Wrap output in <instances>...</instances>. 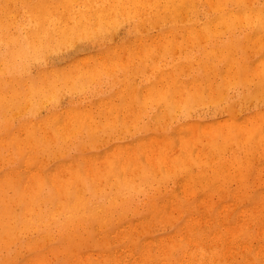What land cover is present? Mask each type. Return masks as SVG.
<instances>
[{
  "label": "rangeland",
  "instance_id": "obj_1",
  "mask_svg": "<svg viewBox=\"0 0 264 264\" xmlns=\"http://www.w3.org/2000/svg\"><path fill=\"white\" fill-rule=\"evenodd\" d=\"M210 1V0H209ZM208 0H200L198 3H197V7H198V13H197V16H195V19L196 20H194V22H196V27L197 26H199V24H202L204 21H207L208 19H213L214 18V16L217 14V12H218V10H216L218 7H217V5H215L214 3L215 2H213V3H211L212 1H210L209 2ZM214 1V0H213ZM239 1V2H238ZM260 1V2H259ZM207 2H209L208 4H213V5H215V7L213 6V5H208L207 4ZM247 3H249V5L247 4ZM200 4V5H199ZM260 6H259V5ZM211 7L212 6V8H213V10H212V8L211 9H209L208 7ZM221 6H224V8H225V11H230L231 9H233L234 11H237V10H243V9H246V8H251V9H255V10H260L262 13H264V0H227L226 2H224ZM217 7V8H216ZM235 7H238V8H235ZM216 8V9H215ZM200 9V10H199ZM207 9V10H206ZM206 10V11H205ZM212 12V13H211ZM203 13V14H202ZM200 15V16H199ZM211 17H210V16ZM213 15V16H212ZM207 18V19H206ZM188 19V17H186L184 20H187ZM206 19V20H205ZM184 20H182V22L180 21V22H177V24H176V27H178V28H176L175 26V28L174 27H168L167 28V31L168 32H171V30L172 31H174V32H171V34L169 35V36H171V37H175V39L176 40H179L180 42L183 40V38L185 37V35H186V33L188 32V31H186V29H188L189 28V26H187V25H190L189 23H187V22H191V20L190 21H184ZM202 20V21H201ZM198 22V23H197ZM200 22V23H199ZM127 23V24H126ZM180 23V24H179ZM121 24H122V26H121ZM184 24L186 25V26H184ZM243 24H245V23H242V25L240 26V25H236V26H234L233 28H231V29H229L230 27H226V28H224V26L225 25H222L221 26V35H223V36H221L220 35V38H219V34H217V36L215 37V38H213L212 36H209L208 38H207V40L208 41H202L201 43H200V45H201V52L200 51H197L198 52V55L200 56V57H203V58H205L206 57V53L204 52V49L210 44L209 42H211V40L213 39V40H215V41H217L218 42V46H222V45H224V43L225 42H228V41H230L231 39H232V37H233V39L234 40H232V42H234L235 41V43H236V46H238V47H236V49L237 50H235V52L233 53V54H236V56L234 55V57L239 61V60H241L240 62H242L244 59H246L247 61H250V62H253V63H251V65H253L254 64V62L256 61H258L259 60V58H262L263 56H264V41H263V39H264V34H263V36H261V34L262 33H264V31L263 32H261V33H258L259 31L258 30H255V28L254 29H252L251 28V26L249 25V26H247L246 24L245 25H243ZM181 25H183V26H181ZM119 26H120V28H119ZM126 26V27H125ZM201 26V25H200ZM183 27V28H182ZM243 27H245V28H243ZM222 28H224V29H222ZM120 30V31H118V30ZM168 29H170V31L168 30ZM177 29V30H176ZM179 29H181V30H179ZM233 29H235V30H233ZM246 29V30H245ZM248 29H250L249 31H248ZM145 30V31H144ZM144 30H143V27L141 28V30L139 31V34H136V31L135 32H130L129 31V24H128V22L127 21H123V23H122V21L120 22V25H119V23H118V26H117V28L114 30V34H112V32L109 34V38L107 39V41L105 40L104 41V43L103 44H100V43H94V42H91L90 40H89V42H88V40H86V39H83V38H79V39H81V40H79L78 39V37L76 38H74V36H72V35H68V36H66L68 39L66 40V42L68 43V48H66V45L67 44H65L66 42H65V40L64 41H62V45L60 44V46H59V56L60 57H57V58H54V59H48V62L46 61V63H45V68L47 69V68H49V69H47V71H46V77L45 78H47V79H36V83L38 84V86H39V88H37V91H32L31 89H32V86H31V84H29V82H28V80L27 79H24V80H21L18 84H16V86L14 87L16 90H17V95L16 96H13V93L11 94V96H13L12 98H13V101H14V103H13V107L11 106L10 108L9 107H4L3 105H2V103H0V111L2 112L1 114H6V117L3 119V120H1V118H0V133H2V134H4V135H2V136H4V137H8V138H6L5 140L6 141H4V137H2L1 135H0V139H1V137H2V142H1V140H0V182H1V176H2V178L4 179L5 177L6 178H8V175H7V173H8V171L10 170V172H9V175L11 176V174H12V176L10 177L9 176V178L8 179H10V180H8V179H5V180H8L7 182L5 181V180H3V182H2V184H4V183H6L7 184V187H3L4 185H2L1 183H0V188H2V189H0V191L1 192H3V193H1L0 192V264H10L11 263V261H12V263L11 264H27L28 262L30 263V261L31 260H34L31 264H33L34 262L36 263V264H71V263H73V264H75L76 263V261H77V258L79 259L80 258V260L79 261H77V263L76 264H119V262L120 261H122V263H125V264H168V263H170L171 261H173V262H171L170 264H180L181 262H182V264H189L190 262V264H199L200 262H201V264H217V263H219V264H264V255H262V254H264V253H262V252H260V251H263L264 250V240H263V235H264V223H263V221H261V220H263V218H264V215H262V214H264V171H261L262 170V168L264 169V140H262V138L264 139V100H263V98H264V79H262V78H260V76L262 77V75H258L257 73H256V71L255 72H253L252 74L254 75H252V74H249V75H251L250 77H255L256 75H258V76H256L255 78H257L258 77V79H253L252 80V78H250L249 77V75L248 76H245V75H243V77H244V79H241L242 78V75H240V77L239 78H234V80H235V82H234V80L233 79H231L230 77H231V75L232 74H230V72H226V74L224 75V77H222L223 76V74L225 73V71H227L226 70V67L223 65V67L221 68V69H219V66L217 65V60L218 59H214V60H210V63H212L213 64V67H214V70L216 71V73L214 72V70H211L210 71V73H212V74H210L211 76H213V78L211 77V79H210V75L208 74V75H206L205 74V71H203L204 70V66H202V64H196V63H194V61H193V63H192V69L190 68V67H188L189 66V63L184 59V57H186V55L187 54H189L190 53V51L192 50V48H190L189 47V49L190 50H188V47L187 48H183L182 47V49H180V48H178V47H175V46H173L171 49H168V48H166L165 50H159V53H157V54H159V56L156 54V56H158L159 58H160V62L162 61H166V62H168V63H174L173 64V68L175 69V72H174V70H172V72H173V74L174 73H176V76H180L181 74V78L183 77V81H185L186 82V84L187 85H190V83L192 84V82L191 81H193V82H195V83H198V85H199V87H198V85H196L197 87H198V89L200 90L199 91V93H198V95H200L201 93H203V95H204V100H206L207 99V101H209L208 99H211L210 100V102H206V101H204L203 103H205L206 102V104L205 105H203V103H199V104H195L193 107L192 106H190L189 108L190 109H192V110H190L189 108V110H186V109H181L180 111L179 110H177L176 108L175 109H173V110H167L168 111V113H167V111L165 112L159 105L160 104H158V103H150V102H147L145 99H143V93H144V91H145V87H147L148 86V84L149 83H154L155 81H156V79H148L147 77H149L150 75H151V72H152V69H151V67L150 68H148V65H146L145 63L147 62V63H152V62H149V61H147V59H144L143 60V57H139L140 58V60H138L137 58H138V56L136 57V56H131L130 54H129V51H130V49L132 48V46L133 45H131V44H134V43H137V42H139L140 40H138V39H141V40H143V39H145V37L147 36V35H152L153 37H155L156 35H158V31H157V28H151V29H149V31H148V29H147V31H146V28L144 27ZM195 30H197V28H195L194 29V31ZM223 30H224V32H223ZM228 30V31H227ZM236 30H240V32H237ZM155 31H156V33H155ZM185 31V32H184ZM242 31H243V33H242ZM257 31V32H256ZM168 32H166V30L164 31V33H168ZM176 32V34H173V33H175ZM178 32V33H177ZM228 32H230V33H228ZM251 32V33H250ZM118 33V34H117ZM128 33V34H127ZM152 33V34H151ZM153 33H155L154 35H153ZM223 33V34H222ZM226 33V34H225ZM257 33V34H256ZM113 36H112V35ZM173 34V35H172ZM178 34H179V36H178ZM184 34V35H183ZM249 34V37L248 38H246V35H248ZM125 35V36H124ZM137 35V36H136ZM141 35H143L144 36V38L143 37H139V36H141ZM146 35V36H145ZM228 35H229V37H228ZM232 37H231V36ZM254 35V36H253ZM71 36V37H70ZM121 36V37H120ZM133 38H138V39H136L135 38V40L134 39H132V37ZM152 36H147L146 37V40L148 39V38H150V39H152L153 37ZM118 37V38H117ZM211 37V38H210ZM226 37V38H225ZM239 37V38H238ZM259 37H262V39L261 38H259ZM112 38L114 39V40H112ZM129 38H131V39H129ZM218 40H217V39ZM245 38V39H244ZM124 39V40H123ZM222 39V40H221ZM227 39H229L228 41H227ZM251 39V40H250ZM256 39H258V41H256ZM76 41L75 43H80V44H78V45H76V48H75V45L73 46V44H74V42L73 41ZM120 40H122V41H120ZM130 40L132 41V43L130 42ZM145 40V41H146ZM224 40V41H223ZM242 40H244V43L245 44H243V42H242ZM250 40V41H249ZM255 41V43H254V41ZM259 40H261L260 42H259ZM112 41H113V43H112ZM115 41V42H114ZM124 41V42H123ZM134 41V42H133ZM144 41V40H143ZM179 41H178V43H179ZM64 42V43H63ZM73 42V44H71ZM108 42V43H107ZM147 42H151V40L149 41V40H147ZM219 42H221L222 44H220ZM259 43V44H256V43ZM81 43H82V45H81ZM121 43H122V45H121ZM131 43V44H130ZM153 43V42H152ZM155 43V42H154ZM249 43V44H248ZM252 43V44H251ZM263 43V44H262ZM91 44V45H90ZM111 46H110V45ZM115 45V47L118 49V51H119V55L121 56V57H123L124 56V59L123 58H121L120 59V61L123 63V64H125L126 63V66H127V68H120L121 66H119V65H117L114 69L115 70H113V69H109V70H111L112 71V74H113V72H114V74H113V76H110V75H108L107 73H102L101 75H100V77L99 78H97V79H94V78H89L88 76L90 75V74H92L93 72H95V70L93 71L92 70V68L90 69V67H91V64H94L93 65V67L94 68H97L96 66V61H94V60H92V61H90L91 63H90V67L87 69L86 67L85 68H81V70L83 71V73L85 72V73H87V74H85L84 73V75H86L87 77L86 78H84V79H79V78H74V79H69L68 80V78H67V74L68 75H73L72 73L73 72H71L72 71V64L74 63L73 61H75V60H77L78 58H84V57H87V56H90V55H95V54H98L99 55V53L101 54L102 53V51H105L106 50V52H108L109 53V51L111 52V50H113V48H114V45ZM123 44H124V46H123ZM205 44V45H204ZM253 44H254V47H252L253 46ZM73 47H72V46ZM81 45V46H80ZM105 45H106V47H105ZM118 47H117V46ZM131 45V46H130ZM207 45V46H206ZM259 45V46H258ZM65 46V47H64ZM70 46V47H69ZM85 46V47H84ZM90 46V47H89ZM101 46V47H100ZM128 48H126V47ZM243 46V47H242ZM255 46H257V47H259V48H255ZM84 47V48H83ZM89 47V48H88ZM94 47V48H93ZM105 47V48H104ZM113 47V48H112ZM250 49V51H251V47H252V50L253 51H251V52H249V49ZM261 47V48H260ZM66 50H65V49ZM173 48H176V50H175V53H173L172 54V52H174V50H172ZM203 48V49H202ZM60 49H64V50H60ZM85 49V50H84ZM95 49V50H94ZM127 49V50H126ZM167 49L169 50V51H167ZM184 49V51H182ZM240 49H242L241 51H240ZM248 49V50H247ZM123 51V53H124V55L122 56V51ZM172 50V51H171ZM180 50V51H179ZM245 50V51H244ZM258 50L260 51V52H258ZM61 51V52H60ZM88 51V52H87ZM94 51H96L95 52V54H94ZM121 51V52H120ZM160 51H161V53H160ZM162 51H165V52H162ZM236 51H237V53H236ZM240 51V52H239ZM72 52H74V53H72ZM80 52V53H79ZM83 52H84V54H83ZM86 52H87V54H86ZM90 52H92V53H90ZM156 52H158V51H156ZM168 52H170V54H171V56H172V58H171V56H169V55H166ZM176 52H178V54L176 53ZM181 52H183V53H181ZM204 52V53H203ZM79 53V54H78ZM252 53V54H251ZM257 53V54H256ZM81 54H83V55H81ZM247 54H248V57L249 56H252V57H245V56H247ZM249 54H251V55H249ZM256 54V55H255ZM78 55H80V57H78ZM86 55V56H85ZM151 55L153 56V58L154 59H151V60H153V61H156V57L154 56V53L152 52L151 53ZM175 55V56H174ZM78 57V58H76V57ZM82 56H84V57H82ZM133 59V61H132V59L130 58V57ZM160 56H163V57H160ZM72 57H73V59H72ZM75 57V58H74ZM125 57H126V59H125ZM167 57V58H166ZM174 57V58H173ZM232 57H233V55H232ZM129 58V59H128ZM135 58V59H134ZM145 58V57H144ZM162 58H164V59H162ZM240 58V59H239ZM67 59V60H66ZM124 61H123V60ZM131 59V60H130ZM141 59H142V61H141ZM258 59V60H257ZM70 62H69V61ZM125 60L127 61V62H125ZM134 60H135V62H134ZM138 60V61H137ZM171 60V61H170ZM181 60V61H180ZM183 60L184 61H186V62H183ZM129 61H131V62H129ZM157 61H159L158 59H157ZM176 61V62H175ZM53 62V63H52ZM63 62H65L64 64H63ZM68 62V63H67ZM130 64H129V63ZM143 64H142V63ZM182 62H183V65H182ZM214 62V63H213ZM135 63H136V66H138V68L135 66ZM140 63V64H139ZM187 63H188V65H187ZM55 64V65H54ZM60 64H62L61 66H60ZM69 64V65H68ZM70 64H71V66H70ZM97 64H100V63H97ZM182 66H181V65ZM53 65V66H52ZM57 65V66H56ZM65 65H67L68 67H66ZM134 65V66H133ZM187 65V66H186ZM216 65V66H215ZM66 68H65V67ZM119 66V67H118ZM143 66V67H142ZM147 68H146V67ZM174 66H176V67H174ZM179 66H181V68L179 67ZM185 66H186V68H185ZM55 67H56V69H55ZM59 67V68H58ZM134 67H135V69H134ZM216 67V68H215ZM54 70H53V69ZM71 68V69H70ZM98 68H101V66L99 67L98 66ZM103 68H104V66H103ZM133 68V69H132ZM143 68H144V70H143ZM145 68L147 69V70H145ZM184 68H185V71H186V69L187 68H189L190 69V71H189V69H187V71L189 72H185L186 73V75H185V73H183L184 72ZM203 68V69H202ZM52 69V70H51ZM118 69V70H117ZM125 71H124V70ZM129 69H132V70H129ZM136 69H137V71H136ZM141 69V70H140ZM149 69V70H148ZM181 71H180V70ZM183 69V70H182ZM201 69H202V71H201ZM223 69V70H222ZM58 70V71H57ZM85 70V71H84ZM93 72H92V71ZM129 70V71H128ZM133 70H135V72L133 71ZM221 70V71H220ZM33 71V72H32ZM32 71H31V74H35V69L34 68H32ZM51 71V72H50ZM61 71V72H60ZM68 71V72H67ZM81 71V72H82ZM119 71V72H118ZM141 71V72H140ZM145 71V72H144ZM148 71V72H147ZM150 71V72H149ZM178 71H180V72H182V73H178ZM222 71H224V72H222ZM56 72V73H55ZM80 71H79V75H82V74H80L81 73ZM123 72V73H122ZM135 74H134V73ZM136 72L138 73V75H136ZM147 72V73H146ZM218 72V73H217ZM60 74L61 76H59L58 78L59 79H57V78H55L54 77V74ZM63 73V74H62ZM121 75H120V74ZM132 75H131V74ZM140 73V74H139ZM188 73V74H187ZM204 73V74H203ZM119 74V75H118ZM148 74V75H147ZM196 74V75H195ZM214 74H216V75H214ZM66 75V76H65ZM83 75V76H84ZM124 75V76H123ZM175 75V74H174ZM226 75H228V76H226ZM119 76H122V77H119ZM130 76H132L131 78H130ZM135 78H134V77ZM143 76V77H142ZM146 76V77H145ZM200 76V77H199ZM114 79H113V78ZM138 77H139V79H138ZM190 77V78H189ZM196 77V78H195ZM216 77H217V79H216ZM220 77V78H219ZM225 77H228L229 79L227 80V81H231V82H233V84H232V86H231V82L229 83H227V84H230L229 86L227 85V84H224V85H227V86H224L223 85V83H226L225 81H223L224 79H225ZM52 78H54V79H52ZM109 78V79H108ZM116 78V79H115ZM120 78V79H119ZM121 78H122V80H121ZM152 78V77H151ZM188 78V79H187ZM195 78V79H194ZM199 79V81H196V80H198ZM201 78V79H200ZM203 78V79H202ZM245 78H248V81H246L245 80ZM260 78V79H259ZM61 79V80H60ZM78 79V80H77ZM125 79V80H124ZM136 79V80H135ZM216 81H215V80ZM222 79V80H221ZM237 79H238V81H237ZM250 79L252 80V81H250ZM27 80V81H26ZM56 80H60L59 82L58 81H56ZM68 80V81H67ZM80 80V81H79ZM86 80V81H85ZM89 80V81H88ZM91 80V81H90ZM97 80L99 81V82H97ZM130 82H129V81ZM135 81V85H132L133 83H132V81ZM177 81H180V79H176ZM182 80V79H181ZM202 80H203V83H202ZM208 80H211V82L212 83H214L213 85L215 86L214 88L215 89H213V87H212V83L210 82V81H208ZM226 80V79H225ZM233 80V81H232ZM242 80H245L246 81V83H245V81H242ZM262 80V81H261ZM66 81L67 82H69V83H67L66 85H65V83H66ZM77 81V82H76ZM79 81V82H78ZM94 81H95V83H94ZM101 81V82H100ZM201 81V82H200ZM214 81V82H213ZM218 81H221V83L219 82L218 83ZM237 81V82H236ZM261 81V82H260ZM57 82H58V84H57ZM82 82V83H81ZM91 82V83H90ZM93 82V83H92ZM104 82H106V83H104ZM120 82H121V84H120ZM146 82V83H145ZM208 82H210V83H208ZM242 82V83H241ZM244 82V83H243ZM250 82H252V83H250ZM15 83V82H14ZM46 83V84H45ZM77 85H76V84ZM85 83V84H84ZM123 83H125V84H123ZM202 83V84H201ZM238 83V84H237ZM249 83V84H248ZM43 84H45V86L43 85ZM55 84V85H54ZM57 84V85H56ZM82 84V85H81ZM95 84V85H94ZM120 84V85H119ZM201 84V85H200ZM207 84H211L210 86L209 85H207ZM246 84V85H245ZM60 85V86H59ZM61 85L63 86V88L61 87ZM65 85V86H64ZM125 85V86H124ZM217 85H218V87H217ZM223 85V86H222ZM237 85V86H236ZM248 85V86H247ZM253 85V87L251 88V86ZM257 85H258V87H257ZM261 85V86H260ZM43 86V87H42ZM52 86V87H51ZM58 86V87H57ZM74 88H73V87ZM119 86V88H117ZM120 86H122L121 88H120ZM127 86V89L125 88ZM247 86V87H246ZM250 86V87H249ZM260 86V87H259ZM50 87H51V89L53 90H51L50 89ZM82 87H84V88H82ZM91 87H92V89H91ZM123 87L125 88V89H123ZM144 87V88H143ZM224 87V88H223ZM226 87V88H225ZM242 87V88H241ZM262 87H263V89H262ZM31 88V89H30ZM81 90L80 92H79V90ZM86 88V89H85ZM88 88V89H87ZM113 88H116L117 89V91H116V89H113ZM128 88H130V89H132V91L130 92V89H128ZM208 88V89H207ZM213 90H212V89ZM239 88V89H238ZM251 88V89H250ZM257 88V89H256ZM30 89V90H29ZM99 89H100V91H99ZM118 89H120V90H118ZM123 89V90H122ZM142 89V90H141ZM216 89H218V91H220V92H217L216 91ZM223 89H225L224 90V92H223ZM229 89H231V90H229ZM244 89V90H243ZM249 89V90H248ZM261 89L263 90L262 92L263 93H260L261 92ZM57 90V91H56ZM64 90V91H63ZM97 90V91H96ZM112 90H114V91H112ZM125 90V92L123 93L122 91H124ZM134 90H135V92H134ZM241 90V91H240ZM251 90V91H250ZM260 90V91H259ZM52 91V92H51ZM62 91V92H61ZM69 91H70V94H69ZM120 91V92H119ZM221 91H222V93H223V96H226V97H221V95H222V93H221ZM250 91V92H249ZM44 94H43V93ZM49 92V93H48ZM56 92V93H55ZM64 92H66L67 94H66V96L64 95L65 93ZM116 92V94H118V95H116L115 96V94L113 95L112 94V96H111V93H115ZM118 92V93H117ZM133 92V93H132ZM140 92H142V93H140ZM216 94H214V93ZM229 92H230V94H229ZM260 94H263V95H261V96H259V93ZM50 93H51V95H50ZM54 93V94H53ZM63 93V94H62ZM76 93V94H75ZM81 93V94H80ZM126 93H128V94H126ZM214 94V98H213V94ZM241 93V94H240ZM53 94V95H52ZM109 94V95H108ZM221 94V95H220ZM227 94V95H226ZM247 94V95H246ZM258 94V95H257ZM57 95V96H56ZM59 95V96H58ZM103 95V96H102ZM126 95V96H125ZM127 95L129 96V97H132V96H130V95H135V97H134V100H130L129 101V98H127ZM244 95H246L245 97H244ZM43 96H45V98L43 97ZM48 96V98H46ZM51 96H54L53 98L51 97ZM56 96V97H55ZM62 96V97H61ZM79 96V97H78ZM112 98V100H110L111 98ZM118 96H120V97H118ZM141 96V97H140ZM208 96V98H206ZM210 96H212L211 98H209ZM231 96V97H230ZM42 97V98H41ZM49 97H51V100H50V98ZM57 97H58V99H57ZM98 99H97V98ZM106 97V98H108V100L111 102H109V101H107V99L105 98V100L103 101V99ZM115 97H118V98H120V100L121 101H119L118 102V98H116L115 99ZM126 97V98H125ZM222 98L221 100L219 99V98ZM238 97V98H237ZM239 97H240V99H239ZM248 97V98H247ZM254 97V98H253ZM256 97V98H255ZM260 97V98H259ZM25 98V99H24ZM55 98V99H54ZM61 98V99H60ZM206 98V99H205ZM219 99V101H218V99ZM228 98V99H227ZM235 98H237V99H235ZM244 98V99H243ZM247 98V99H246ZM262 98V99H261ZM31 99V100H30ZM41 99V100H40ZM77 99V100H76ZM99 99H100V101H99ZM101 99H102V102H101ZM126 99V100H125ZM212 99H214V101L212 100ZM216 99H217V101L218 102H216ZM260 99H261V102H260ZM15 100H17V101H15ZM30 100V101H29ZM39 101V102H36V101ZM42 100H44V103L45 104H42L43 103V101ZM117 100V101H116ZM144 100V101H143ZM233 101V103H232V101ZM238 100V101H237ZM252 100V101H251ZM21 101V102H20ZM26 101H28V104H26L25 105V103H27ZM48 101V102H47ZM51 101V102H50ZM52 101H54V102H52ZM88 103H87V102ZM108 103H107V102ZM131 101H135L134 103L135 104H137V107H139V110H140V108H142L140 111L138 110V108L136 107V105H135V107L137 108L136 109V111H134L135 110V107H134V105H133V102H132V104H131ZM138 101V103H136ZM140 101V102H139ZM221 101V102H220ZM248 101H249V104H248ZM60 102V103H59ZM70 102V103H69ZM85 102L87 103V104H85ZM93 102V103H92ZM116 102V103H115ZM127 102H128V104H129V107H130V105H131V108H134L133 109V112H131L132 110H131V108H128V105H127ZM145 102V103H144ZM148 104H147V103ZM212 102V103H211ZM214 102V103H213ZM240 102H241V104H240ZM244 102H247V103H244ZM38 103V104H37ZM53 103V106L52 105H50V104H52ZM64 103V104H63ZM77 103V104H76ZM96 103V104H95ZM99 103V104H98ZM102 103V104H101ZM139 103H141L140 104V106H138L139 105ZM144 105H143V104ZM150 103V104H149ZM210 103H211V105H210ZM229 103V104H228ZM235 103V104H234ZM22 104V105H21ZM31 104H32V106H31ZM72 104V105H71ZM80 106H79V105ZM91 106V108H89L90 106ZM119 104V105H118ZM123 104H125V105H127V107L125 106V105H123ZM148 106H147V105ZM212 104L214 105L213 107H212ZM217 104V105H216ZM222 104H224V105H222ZM227 104V105H226ZM18 105V106H17ZM35 105V106H34ZM82 105V106H81ZM88 105V107L87 108H85V110H89V111H91L92 110V115L94 116V119H96V121H100V119L102 120L101 122H103L104 121V118L106 119L104 122H106L107 124L106 125H104L105 123L103 122V125L101 124V123H98V124H93L92 126L91 125H88L87 123H80L81 124V126H80V124L79 123H73L72 125H70V123H72V122H70L71 121V117H70V115L68 114V113H70V112H72L71 110H75V111H79V110H82V111H84V107H86ZM95 105H97V106H95ZM99 105V106H98ZM101 105V106H100ZM110 105H117L118 106V110H116L115 112H116V114L114 113V110H112V111H108L107 110V107L108 106H110ZM120 105H123V108H122V106H120ZM132 105H133V107H132ZM145 108V110L147 111H145L144 110V108L142 107V106ZM156 105V106H155ZM198 105V106H197ZM203 105V106H202ZM225 105H226V107H225ZM242 106V107H240V106ZM245 107H244V106ZM25 106V107H24ZM27 106V107H26ZM41 106V107H40ZM49 106V107H48ZM65 108H64V107ZM66 106H69L70 107V109L68 110V108L66 107ZM221 106V107H220ZM223 106V107H222ZM247 106V107H246ZM98 109H97V108ZM120 107H121V111H120ZM208 107V108H207ZM217 107H218V109H217ZM220 107V108H219ZM241 109H240V108ZM260 107H262V108H260ZM2 108H3V111H2ZM12 108V109H11ZM16 108V109H15ZM26 108V109H25ZM35 108H37V109H39L40 111H38L37 109V111L35 110ZM62 108V109H61ZM72 108V109H71ZM78 108H80V109H78ZM102 110H101V109ZM114 108V107H113ZM130 109L131 111H129L128 109ZM156 108V109H155ZM159 108V109H158ZM162 110H161V109ZM223 108H226L225 109V111H226V113H225V111H223ZM22 109H24V111H22ZM30 109V110H29ZM32 109H33V111H32ZM44 109V110H43ZM59 110V111H56L55 112V110ZM64 109H66V112H67V114H66V112H65V114H64ZM123 109H125L126 111H124ZM219 109H222V110H219ZM244 109V110H243ZM255 109H257V110H255ZM8 110V111H7ZM12 110H14L13 112H11L10 113V111H12ZM43 110V111H42ZM50 110V111H49ZM94 110V111H93ZM104 110H105V112H104ZM123 110V111H122ZM139 112H138V111ZM165 110H166V108H165ZM174 110H177L178 112H174ZM202 110V111H201ZM234 110H236L237 112L239 111V110H242V111H239L238 113H236V111H234ZM251 110H253L252 112H249V111H251ZM254 110L255 111H257V112H254ZM63 113H62V112ZM70 111V112H69ZM96 111V112H95ZM101 111V112H100ZM162 111H164V113H161L162 115L163 114H165V116L163 115H161L160 114V112H162ZM191 112V113H189V112ZM216 111V112H215ZM219 111V112H218ZM4 112V113H3ZM17 112V113H16ZM22 112V113H21ZM31 112V113H30ZM37 112V113H36ZM47 112H50V113H47ZM61 112V115L62 114H64V115H62V117L60 116V114H58V113H60ZM108 112V113H107ZM126 112V113H125ZM129 112H130V116H132L133 118H135V122L134 121H131V122H128L129 121V119H132L133 120V118L132 117H129V119H128V116H129ZM175 114H174V113ZM195 112V113H194ZM209 112V113H208ZM218 112V113H217ZM221 112V113H220ZM255 114H254V113ZM14 113H15V115H14ZM18 113H21V114H18ZM105 113H107V114H105ZM121 113V114H120ZM123 113V114H122ZM125 113V114H124ZM131 113H135V114H132L131 115ZM138 113H140L139 115H138ZM151 113V114H150ZM158 113H159V116H158ZM172 113H173V115H172ZM177 113H179V114H177ZM181 113V114H180ZM193 113V114H192ZM235 113V114H234ZM251 115H249V114ZM257 113V114H256ZM126 114H128V116L126 115ZM150 114V115H149ZM168 114V115H167ZM183 114V115H182ZM190 114V115H189ZM192 114V115H191ZM253 114V115H252ZM19 115H21V116H19ZM54 115H56V116H54ZM66 115H69V116H66ZM102 115V116H101ZM107 115H108V119H107ZM111 115H113L112 116V118L110 117ZM119 115H123V116H125L124 118H123V116L122 117H120ZM135 115H138V116H140V117H136ZM155 115H157V116H155ZM175 115V116H174ZM182 115V116H181ZM207 115V116H206ZM242 116V119H241V116ZM249 116V117H244V116ZM257 115V116H256ZM8 116L11 118H8ZM17 118H16V117ZM25 116H26V118H25ZM28 116V117H27ZM46 116H48V118L46 117ZM52 116V119H50V117ZM60 116V117H59ZM103 116H104V118H103ZM135 116V117H134ZM146 116V117H145ZM169 116V117H168ZM171 116V117H170ZM189 116H191V117H189ZM219 116H221V117H219ZM226 118H233L234 120H236V122H240V123H242V122H244L243 124H247V123H249V120L250 119H255L254 118V116L256 117V119H257V117H259L260 118V120H261V124H260V129L259 130H262V132H260L261 133V137L260 136H258V135H256V132L253 134V136L251 137V138H249V136L247 137V136H245V138H246V140H244V137H242V138H239L238 136H236V137H227L224 141H223V138L221 139L219 136H217L216 138H214L213 139V141L214 142H217V144H219V143H221V144H223V145H221L220 144V146L218 147H213V146H211V142H213V141H211V138H208L209 136H201L200 137V139H192V138H190V137H188L189 136V133H187L186 135L184 134L185 133V131H186V128L188 127L187 126V120L189 121V122H195V123H198V124H200V126L201 127H199V128H202V124L205 122V125H213V123H214V125L215 124H217L218 123V121H217V119L218 120H223L225 117ZM19 117V118H18ZM56 119H55V118ZM65 118V119H67L66 121H65V119H62V118ZM69 117V118H68ZM101 117V118H100ZM109 117H110V119H109ZM126 117H127V119H126ZM150 117V118H149ZM161 117H163V118H161ZM167 117V118H166ZM185 117V118H184ZM203 117V118H202ZM223 117V118H222ZM46 118V119H45ZM59 118V119H58ZM117 118V119H116ZM118 118H121V119H118ZM161 118V119H160ZM167 119V120H163V119ZM171 118V119H170ZM182 118V119H181ZM187 118H189V119H187ZM196 118V119H195ZM211 118V119H210ZM33 119V120H32ZM53 119H55V120H53ZM64 120V121H60V120ZM70 119V120H69ZM123 119V120H122ZM155 119V120H154ZM160 119V120H159ZM174 119V120H173ZM179 119H181V120H179ZM244 119V120H243ZM248 119V120H247ZM32 122H31V121ZM35 120V121H34ZM40 120H42V121H40ZM49 121V122H47V121ZM54 122H53V121ZM111 120H113V124H111V125H109L110 123V121ZM121 120V121H120ZM125 120H127L126 122H124ZM136 120H137V122H136ZM147 122H146V121ZM154 120V121H153ZM157 120H159V121H157ZM166 121V123H164V125H162V127H161V124H163V121ZM171 120H172V122H171ZM183 120V121H182ZM237 120H239V121H237ZM243 120V121H242ZM3 121V122H2ZM8 121V122H7ZM38 121V122H37ZM40 121V122H39ZM45 121H46V123H45ZM69 121V122H68ZM109 121V122H108ZM117 121V122H116ZM145 121V122H144ZM151 122V123H149V122ZM206 121H207V123H206ZM211 121V122H210ZM258 121V120H257ZM52 122L54 123V124H52ZM115 122V123H114ZM157 122V123H156ZM209 122V123H208ZM27 123H30V124H28L27 125ZM39 123V124H38ZM60 124V126H57V124ZM109 123V124H108ZM122 123H124V125H121ZM128 123H130V125H131V127H130V125L128 126ZM133 123V124H132ZM134 123H137V125L135 124L134 125ZM139 123V124H138ZM149 123V124H148ZM159 123V124H158ZM169 123L171 124V125H169ZM9 126H8V125ZM38 124V125H37ZM40 124H43V125H41V126H39ZM68 124V125H67ZM74 124L76 125V126H78V124H79V126L78 127H76V126H74ZM125 124H126V126L127 127H129L128 129H126L124 126H125ZM151 124V125H150ZM175 124V125H174ZM178 124H180V125H178ZM186 124V125H185ZM256 124V123H255ZM24 125H25V127H24ZM29 126L28 127V129H30L31 128V135H33V136H31L30 135V132L29 131H27L26 132V134H25V131L27 130L26 129V127L27 126ZM56 126V129H55V126ZM65 125V127L63 128V126ZM66 125H67V129H66ZM71 126V128H69L70 126ZM96 125H101L100 127H98V126H96ZM107 125H109V126H107ZM115 125H117V126H115ZM134 125V126H133ZM146 125H148V126H146ZM149 125H150V127H149ZM158 125L160 126L159 128H158ZM173 125V126H172ZM51 126V127H50ZM69 126V127H68ZM73 126V127H72ZM94 126H96L97 127V129H95V127ZM120 126H122V129L124 130H121V128H120ZM133 126V127H132ZM136 126H139V127H136ZM145 126L148 128L149 127V129H147V128H145ZM152 126V127H151ZM165 126H167V127H165ZM186 127V128H184V129H182V130H180V127ZM8 127V128H7ZM20 127V128H19ZM22 127V128H21ZM23 127H24V129H26V130H22L23 129ZM37 127V128H36ZM42 127V128H41ZM62 127V128H61ZM82 127V128H81ZM107 127V128H106ZM117 127V129H115ZM134 127H136V128H134ZM163 127H165V128H163ZM177 127V128H176ZM18 128H19V130H18ZM36 128V129H35ZM51 128H53V130H55V132L57 133L58 132V128H60V130H59V132H63V135H64V137L63 138H61V135H62V133H55L53 130H51ZM73 128V129H72ZM74 128H76L75 130H74ZM83 128H86V129H83ZM87 128H89V129H87ZM119 128H120V130H119ZM137 128H139V129H137ZM143 128H145V129H143ZM153 128H154V130H153ZM162 128V129H161ZM172 128V129H171ZM263 128V129H262ZM15 129V130H14ZM46 129H49L50 131H51V136H50V138H49V133L47 132L48 130H46ZM62 129H64V130H62ZM72 129V130H71ZM79 129V130H78ZM91 129V130H90ZM108 129V130H107ZM113 131H112V130ZM133 129H134V131H133ZM6 130V131H5ZM20 130H22V131H20ZM38 130H39V132H38ZM41 130V131H40ZM43 130H45V131H43ZM74 130V131H73ZM88 130H90V131H88ZM92 130H93V132H92ZM99 130V131H98ZM129 130V131H128ZM144 130V131H143ZM169 130H172V131H169ZM255 130H256V128H255ZM257 130H258V128H257ZM13 131V132H12ZM24 131V134H22V132ZM33 131H34V133H33ZM42 131H43V133H42ZM67 131H71V132H67ZM84 131H85V133H84ZM88 131V132H87ZM97 133H96V132ZM119 133H118V132ZM149 131V132H148ZM152 131V132H151ZM158 131H161V132H158ZM4 132V133H3ZM6 132V133H5ZM17 134H16V133ZM19 132V133H18ZM45 132L46 133H48V134H45ZM82 132V133H81ZM91 132V133H90ZM100 132V134H98ZM102 132V133H101ZM113 132V133H112ZM126 132V133H125ZM130 132H132V133H130ZM135 132V133H134ZM156 134H155V133ZM166 134H165V133ZM29 133V134H28ZM53 133V134H52ZM55 133V134H54ZM87 133H89V134H87ZM92 133H94V134H92ZM107 133V134H106ZM110 133V134H109ZM145 133H146V135H145ZM154 133V134H153ZM170 133V134H169ZM181 133V134H180ZM10 134V135H9ZM14 136H12V135ZM41 134V135H40ZM42 134H44V135H46V136H43ZM66 134V135H65ZM70 134V135H69ZM83 134H85V135H83ZM106 134V135H105ZM117 134H118V136H117ZM124 135V136H122V135ZM128 134V135H127ZM160 134V135H159ZM183 134H184V136H185V139H187L186 138V136L188 137V138H190L189 140L191 141L190 142V144H189V148L190 149H192L191 150V153H192V158L190 159V160H188V162L186 163V165L188 166V170H187V173H185V171H182L181 169H179V166H176V167H170L169 165H168V162H165V161H163L162 159L160 160V163H158V162H151V161H149V159L147 158V155H145L143 152H142V149H143V144L145 143V144H147L149 147H150V145L151 144H155V145H160V147L161 146H165L166 145V149H167V155H169L170 157H174V156H184L185 154H186V147H185V145L183 144L184 142H182V136H183ZM21 135V136H20ZM29 135H30V137H29ZM35 135V136H34ZM59 135V136H58ZM68 135H69V137H68ZM83 135V136H82ZM88 135H89V137H88ZM94 135V136H93ZM102 135H103V137H102ZM105 135V136H104ZM127 135V136H126ZM148 135V136H147ZM153 135H154V137H153ZM256 135V136H255ZM17 136V137H16ZM26 136V137H25ZM37 136H39V137H37ZM42 136V137H41ZM57 136H58V138H57ZM97 136V137H96ZM100 136H101V139H102V141H100L101 139H100ZM113 136V137H112ZM10 137H13V139H11ZM25 137V138H24ZM30 138V142H31V144H30V142H29V138ZM34 137H35V139H34ZM44 137V138H43ZM52 137H53V139H52ZM60 137V138H59ZM65 137H66V139H65ZM80 137V138H79ZM88 137V138H87ZM122 137V138H121ZM124 137V138H123ZM19 138V139H18ZM43 138V139H42ZM45 138H46V140H45ZM69 138H70V140H69ZM94 138H95V140H94ZM98 138V139H97ZM113 138V139H112ZM130 138V139H129ZM136 138H137V140H136ZM232 138V139H231ZM233 138H235V139H233ZM240 140H239V139ZM22 139V140H21ZM28 139V140H27ZM40 139H42V141L40 140ZM63 142H61L60 140ZM85 139L87 140V143L86 144H84L85 142ZM134 139V140H133ZM192 139V140H191ZM201 139H203V141L201 140ZM241 139L242 140H244V141H242L241 142ZM9 140V141H8ZM43 140H44V142H43ZM48 140H50V142L48 141ZM79 140V141H78ZM90 140V141H89ZM107 140L109 141L108 142V144H107ZM116 140H117V142H116ZM168 140H170L172 143H171V145L169 146L166 142L168 141ZM222 140V141H221ZM238 140V141H237ZM261 140V141H260ZM15 142V144L16 143H23L22 145H19L18 144V146H17V144L15 145L14 144V142ZM16 141H18V142H16ZM20 141V142H19ZM27 141V142H26ZM52 141V142H51ZM67 141V142H66ZM82 141V142H81ZM91 142L92 143V145H91V143H89V142ZM100 141V142H99ZM105 141H106V143H105ZM113 141V142H112ZM135 141V142H134ZM156 141H159L158 143L156 142ZM220 141V142H219ZM248 141V142H247ZM257 141V142H256ZM13 143V145H12V143ZM24 142L27 144V146L24 144ZM32 142H33V144H32ZM59 142V143H58ZM69 142V143H68ZM76 142V143H75ZM102 142H104L103 144H102ZM131 142V143H130ZM134 142V143H133ZM181 142V143H180ZM196 142V143H195ZM207 142V144H205ZM209 142V143H208ZM250 142V143H249ZM255 142V143H254ZM3 143H5V144H3ZM7 143H9V145H7ZM61 143V144H60ZM96 143H101V144H96ZM115 143V144H114ZM125 143V144H124ZM132 143H133V145H132ZM136 143V144H135ZM176 143V144H175ZM193 143H195V144H193ZM197 143H200V144H198V147L196 148L195 147V145H197ZM227 143H228V145L230 146H228L227 145ZM231 143H233V144H231ZM236 143V144H235ZM240 143V144H239ZM247 143H249V144H247ZM256 143H258V145H256ZM261 143V144H260ZM2 144H3V146H2ZM37 144V145H36ZM41 144V145H40ZM43 144V145H42ZM47 144V145H46ZM56 144H57V146H56ZM76 144V145H75ZM80 144H82V146H80ZM93 144H96V146H94ZM118 144V146H116ZM138 144V146H136ZM163 144V145H162ZM4 145H5V147H4ZM29 145H30V147L31 148H29ZM87 145H91L92 147H89V146H87ZM122 145V146H121ZM125 145V146H124ZM135 145V146H134ZM199 145L200 146H202V147H206V149H205V151L207 152H205L203 149H202V147L200 148L199 147ZM254 145V146H253ZM21 147V149H20V147ZM25 146V148L23 149V147ZM59 146V147H58ZM169 146V147H168ZM211 146V147H210ZM228 146V148H226ZM10 147V148H9ZM18 147V148H17ZM32 147H33V149H32ZM35 147V148H34ZM84 147V148H83ZM89 147V148H88ZM94 147H96V148H94ZM117 147V149H115ZM175 147V148H174ZM241 147V148H240ZM254 147H255V149H254ZM260 149H259V148ZM29 148V149H28ZM41 148V150H39ZM66 148V149H65ZM84 150H83V149ZM86 148V149H85ZM108 148V149H107ZM111 148H113V149H111ZM118 148H119V150H121L122 152H123V150H124V152L126 153V154H123L124 155V157H126L125 158V160H126V162H128L127 163V170L128 171H126V173H127V177H128V173H129V175L131 174L133 177H134V179H132L131 177V175H130V177H128V178H131L132 180L130 181L128 178L126 179V180H124V181H126V184L123 182V183H120L119 185L117 184V183H114L113 184V182H112V178H111V176H105L104 174H102V172L101 171H103V169L101 170V166L103 165V167H104V164H103V162H105V160H106V158L105 157H107L108 155H109V157L113 154L112 152H115V151H117L118 150ZM122 148V149H121ZM136 148V149H135ZM140 148V149H139ZM172 148H174L173 150H172ZM182 148V149H181ZM209 148V149H208ZM221 148V149H220ZM222 148H225L224 150H222ZM7 149H9L8 151H6ZM14 149H16V150H14ZM17 149H20L19 150V153L20 154H18V150ZM35 149V150H34ZM51 149V150H50ZM64 149V150H63ZM82 149V150H81ZM103 149V150H102ZM115 149V150H114ZM195 149V150H194ZM219 149L221 150L220 152H219ZM226 149H227V151H226ZM259 149V150H258ZM22 150V151H21ZM24 150H26V151H24ZM39 150V151H38ZM92 150H94L93 151V153H92ZM101 150V151H100ZM106 150V151H105ZM107 150H109V151H107ZM111 150V151H110ZM126 150V151H125ZM200 150H202V153L200 154ZM208 150H209V152H208ZM212 150H213V152H212ZM2 151V152H1ZM26 152V153H24V152ZM44 151H47V152H44ZM61 151H65L64 153H62ZM91 153H90V152ZM98 151V152H97ZM130 151H136L137 152V156H139L137 159H136V165H137V167H136V169L134 170V172L133 171H131V168L133 167L134 168V165H133V160H131L130 161V159H129V161H128V155H129V153L128 152H130ZM197 151H199L198 152V154H196L195 152ZM216 151V152H215ZM223 151H226V152H223ZM9 152V153H8ZM23 152V153H22ZM28 152V153H27ZM31 152V153H30ZM44 152V153H43ZM57 152H58V154H57ZM60 152V153H59ZM73 152V153H72ZM102 152V153H101ZM123 152V153H124ZM204 152V153H203ZM211 152V153H210ZM255 152V153H254ZM8 154V159H7V155H6V158H5V154ZM34 153H36V154H33ZM74 153H75V157L76 158H73V156H74ZM105 153V154H104ZM214 153H216V154H214ZM218 153H219V155H218ZM247 153L249 154V155H247ZM24 154V155H23ZM25 154H27V155H25ZM42 154H43V156H42ZM49 154V155H48ZM80 154V155H79ZM83 154V155H82ZM86 154V155H85ZM89 154V155H88ZM91 154V155H90ZM93 154V155H92ZM101 154V155H100ZM204 154V155H203ZM211 154H213L211 157H210V155ZM224 154V155H223ZM256 154V155H255ZM2 155V156H1ZM31 155V156H30ZM48 155V156H47ZM53 155V156H52ZM82 155V156H81ZM97 155H98V157H97ZM100 155V156H99ZM208 155V156H207ZM216 155V156H215ZM223 157H222V156ZM227 155V156H226ZM246 155H247V157H246ZM254 155V156H253ZM257 155H258V157H257ZM11 156H12V158H11ZM25 156V157H24ZM36 156H37V158H36ZM38 156H40L39 158H38ZM84 156V157H83ZM102 156H104V157H102ZM200 156V157H199ZM202 156V157H201ZM15 157V158H14ZM27 157V158H26ZM29 157V158H28ZM32 157V158H31ZM43 157V158H42ZM70 157V158H69ZM204 157V158H203ZM207 157H210L211 159H206ZM216 157V159L215 160H212V158H215ZM254 157V158H253ZM257 157V158H256ZM26 158V159H25ZM42 158V159H41ZM49 158V159H48ZM79 158V159H78ZM82 158V159H81ZM103 159V162H102V160L99 162V159ZM108 158V157H107ZM203 158V159H202ZM221 158V159H220ZM250 158V159H249ZM253 159V161H255V160H257V162L255 161V162H253V161H251L252 159ZM259 158V159H258ZM33 159V160H32ZM35 159H37V160H39V162L37 163L36 161L37 160H35ZM43 159H45V161H46V163L43 161ZM51 159V160H50ZM58 159V160H57ZM61 159H63L62 161H61ZM81 159V160H80ZM218 159V160H217ZM236 159H241V161H238V163L236 162ZM4 160V161H3ZM5 160H7V161H5ZM9 160H11V162L9 161ZM19 160V161H18ZM24 160V161H23ZM26 160H28L27 162L28 163H30L31 162V164H28L27 162H26ZM57 160V161H56ZM65 160V161H64ZM260 160V161H259ZM261 160H263V161H261ZM18 161V162H17ZM35 161V162H34ZM41 161H43L44 162V164H43V162H41ZM54 161V162H53ZM68 161H71V162H68ZM82 163H81V162ZM98 161V162H97ZM210 161V163H208ZM24 162V163H23ZM34 162V163H33ZM41 162V165H42V167L41 166H39L40 163ZM51 162H53V163H51ZM66 162H68V164L66 163ZM84 162H85V166H84ZM97 162V163H96ZM142 162H143V165H142ZM244 162V163H243ZM58 163H59V165H61V166H63L64 168H66V169H64L63 167H61V166H59L58 165ZM81 163V164H80ZM91 163V164H90ZM94 165H93V164ZM132 163V164H131ZM152 163V164H151ZM190 163V164H189ZM221 163V164H220ZM227 163V164H226ZM228 163H229V165H228ZM234 163V164H233ZM252 163H254V164H252ZM19 164V165H18ZM26 164V165H25ZM35 164V165H34ZM50 164H52V165H50ZM75 164H76V166H75ZM88 164L90 165V166H88ZM158 164V165H157ZM189 164V165H188ZM197 164H198V166H197ZM230 164H232V165H230ZM252 164V165H251ZM260 164V165H259ZM262 164H263V166H262ZM4 165V166H3ZM9 165V166H8ZM14 165V167H12ZM34 165V166H33ZM50 165V166H49ZM149 165H151V167L149 166ZM191 165H194V167L193 166H191ZM196 165V166H195ZM202 165V166H201ZM213 165V166H212ZM238 165H240V167L238 166ZM3 166V167H2ZM8 166V167H7ZM39 166V167H38ZM71 166V167H70ZM88 166V168L87 169H85L86 167ZM92 166V167H91ZM94 166L96 167V166H99L100 168H96L95 169V172H94ZM224 166V167H223ZM226 166H228V167H226ZM229 166H231V167H229ZM252 166V167H251ZM7 167V168H6ZM26 167V168H25ZM34 167V168H33ZM70 168V170H68L67 168ZM85 167V168H84ZM90 167L92 168V169H90ZM108 167V166H107ZM106 167V168H107ZM121 167V166H120ZM120 167L118 168V170H120ZM130 167V168H129ZM141 167H146L147 169L150 167V169H148V171H147V169L146 168H141ZM225 167H226V169H225ZM257 167V168H256ZM9 168V169H8ZM13 169V171H12V169ZM29 168H31V169H29ZM43 170H42V169ZM60 168V169H59ZM63 170H62V169ZM72 168V169H71ZM74 168V169H73ZM80 168V169H79ZM109 168V167H108ZM170 168H171V170H170ZM177 168V169H176ZM192 168V169H191ZM194 168V169H193ZM222 168H224V169H222ZM227 168H229V169H227ZM2 169H3V171H2ZM21 169V170H20ZM36 169H37V171H38V169H39V171L38 172H36ZM53 169V170H52ZM54 169H55V171H56V174H54L55 173V171H54ZM58 169V170H57ZM138 169V170H137ZM213 169H215V171L213 170ZM232 169V170H231ZM235 169H237V170H235ZM242 169V170H241ZM249 169H250V172H248L249 171ZM260 169V170H259ZM15 170V171H14ZM26 170V171H25ZM49 170H50V172H49ZM65 170V172L67 173L68 172V174L72 177H69V175L68 174H66L65 172H63ZM75 170V171H74ZM83 171V173L81 172V171ZM85 170H87V171H85ZM88 170H89V173L90 174H88ZM91 170H93V172L91 171ZM101 170V171H100ZM129 170H130V172H129ZM147 172H146V171ZM157 170H158V172H157ZM160 170H162V171H160ZM190 170L192 171V173L190 172ZM218 170H219V173H218ZM31 171H33V172H31ZM42 171H43V173H42ZM59 171H61V172H59ZM71 171H72V175L74 174V175H76L75 177H73L72 175H71ZM76 173H74V172ZM84 171H85V173H84ZM96 171H98V172H96ZM217 171V173H215ZM237 171V172H236ZM251 171H252V173H251ZM259 171H260V173L262 172L263 174H260L259 173ZM12 172V173H11ZM28 172L32 175V173H37L38 174V176H37V174L35 175V176H37V179H39L38 177L39 176H42V174H44L42 177H40V179L42 178V183L41 184H39L40 182H39V180L38 181H36V178L35 177H33L32 178V176H30V175H28ZM48 172V173H47ZM65 173V175H64V177H62V175H63V173ZM100 172H101V174H100ZM120 172V171H119ZM137 172V173H136ZM144 172V173H143ZM255 172H258V173H255ZM14 173H17L16 175L17 176H15V174ZM18 173L20 174L21 173V175H19L18 176ZM79 173L81 174L82 173V176H81V178H78V177H80V176H77V175H79ZM156 173H157V175H156ZM171 173V174H170ZM177 173H178V176H176L177 175ZM215 173V174H214ZM221 173V174H220ZM248 173H249V176H248ZM4 174V175H3ZM27 174V177L26 178H32V179H35V180H26V178H25V175ZM51 174V175H50ZM60 174V175H59ZM95 174H97V176L99 177V174L101 175V176H103L106 180H104V178H103V180L102 179H100L101 177H99V179H98V177L95 175ZM134 174H136V175H134ZM176 174V175H175ZM225 174H227L226 176H225ZM256 174V175H255ZM6 175V176H5ZM68 175V176H67ZM89 175V176H88ZM91 175L92 176H94V178L93 177H91ZM141 175V176H140ZM146 175H148L147 177H146ZM155 175V176H154ZM174 177H173V176ZM184 175H186V177L184 176ZM236 175H237V177H236ZM5 176V177H4ZM13 176H14V178H16L15 180L13 179ZM29 176V177H28ZM51 176V177H50ZM58 176V177H57ZM172 176V177H171ZM182 176L184 177L183 179H182ZM204 176H205V181H204ZM225 176V177H224ZM234 176V177H233ZM260 176H262V178H260L259 179V177ZM17 177H19L18 179H17ZM52 177H55V179H53ZM88 177L90 178V179H88ZM97 177V179L96 180H94L95 178ZM138 177V178H137ZM178 179H177V178ZM229 177V178H228ZM255 179H259L258 181L257 180H254V178ZM258 177V178H257ZM25 178V179H24ZM50 178V179H49ZM65 180H64V179ZM66 178H68V179H70V182H69V180L67 181L66 180ZM73 178H76L75 180H73ZM77 178H78V180H77ZM111 178V179H110ZM251 178H253L252 180H251ZM49 179V180H48ZM53 179V180H52ZM58 179V180H57ZM151 179V180H150ZM171 179H172V183H171ZM176 179V180H175ZM182 180L181 182H180V180ZM189 179V180H188ZM193 179V180H192ZM203 181H202V180ZM222 179V180H221ZM236 179V180H235ZM238 179V180H237ZM247 179H250L249 181L246 180ZM17 180H18V183H17ZM50 180H52L51 182H53V184L51 183L50 184ZM55 180V181H54ZM61 182H60V181ZM97 180L99 181V182H101L100 184H98L99 186H97V184H95V183H99V182H97ZM137 180V181H136ZM141 180H143V181H141ZM155 180V181H154ZM188 180V181H187ZM208 180V181H207ZM214 180V181H213ZM218 180V181H217ZM10 181H12L11 183H9ZM14 181V182H13ZM22 181V182H21ZM27 183V184H25V182ZM31 181H33L32 183H34L33 185H34V187L36 188L37 186H36V184H39L38 186L39 187H37L36 189H34L33 188V185L31 184ZM45 181V182H44ZM75 181V183H73ZM95 181V182H94ZM134 181V182H133ZM141 181V182H140ZM148 181V182H147ZM151 181V182H150ZM194 181V182H193ZM197 181V182H196ZM215 181H217L216 183H215ZM220 181V182H219ZM224 181V182H223ZM246 181V182H245ZM253 181H254V183H257V182H259L260 183V185H259V187H258V184H256V187L254 188V187H252V186H255L254 185V183H253ZM260 181H262V182H260ZM29 182V183H28ZM36 182V183H35ZM37 182H39V183H37ZM44 182V183H43ZM80 182V183H79ZM144 182H147V183H144ZM150 182V183H149ZM164 182V183H163ZM178 182V183H177ZM181 183V185H180V183ZM231 184H233V185H231ZM236 182H238L237 184H236ZM15 183H17V184H15ZM59 183V184H58ZM60 183H62L61 184V186H59L60 185ZM68 185H67V184ZM76 183H79V184H77V185H75V187L73 186L74 184H76ZM83 183V184H82ZM92 183H94V184H92ZM105 183V184H104ZM108 183V184H107ZM134 183H135V185H134ZM141 183V184H140ZM154 183V184H153ZM166 183V184H165ZM175 183V184H174ZM204 183V184H203ZM209 183H211V184H209ZM221 183V184H220ZM229 183V185H227ZM5 184V185H6ZM11 184H12V187L10 188L9 186H11ZM15 184V185H14ZM24 184V185H23ZM29 184V186H30V184H31V186H32V192H34L35 190L37 191H35V193L37 194H35V193H32V192H29V191H31L30 190V187H29V189L27 188V191H26V188H21L22 186L21 185H23V187H28L27 185ZM43 184V185H42ZM57 184V185H56ZM103 186H102V185ZM113 184V185H112ZM127 184H130V185H134L135 186V188H134V191L132 192V191H130L128 194H127V190L126 189H123V188H125L124 186H127ZM138 184H139V186H138ZM168 184H169V186H168ZM177 184V185H176ZM194 184V185H193ZM199 184H200V187H197V186H199ZM212 184H214V186L212 185ZM248 184L250 185V188H249V186H248ZM41 185V186H40ZM82 185H84V186H82ZM104 185H106V186H104ZM160 185L163 187V189L160 187ZM166 185V186H165ZM240 185V186H239ZM14 186H16L18 189H16V187H14ZM55 186H57V187H55ZM69 186V187H68ZM79 186V188H77ZM80 186H82L81 188H80ZM108 186V187H107ZM113 187V189H112V187ZM144 186V187H143ZM146 186V187H145ZM147 186H150V187H147ZM179 186V187H178ZM182 186V187H181ZM211 186H212V189H211ZM218 186H220V187H218ZM237 186H239V188L236 187ZM243 186H245V187H242ZM9 187V188H8ZM53 187H55L56 188V190H57V193L55 192V189L53 188ZM103 188L102 190H100L99 188ZM115 187H117V189L115 188ZM143 187V188H142ZM152 187L154 188V189H152ZM166 187V188H165ZM169 187L171 188V189H169ZM183 187H184V189H183ZM248 187V188H247ZM254 189H252V188ZM39 188V189H38ZM67 188V193H66V189ZM76 188V189H75ZM92 188V189H91ZM140 188V189H139ZM146 188V189H145ZM182 188V189H181ZM202 188V189H201ZM208 188H210L211 190L209 191V189ZM236 189V190H234V189ZM241 188L243 189V190H241ZM244 188H247V189H245V191H244ZM256 188H258V189H256ZM5 189V191H3ZM11 189V190H10ZM34 189V190H33ZM59 189H60V191H59ZM63 189V190H62ZM84 189H85V191H84ZM95 189V190H94ZM97 189V190H96ZM98 189H99V191H98ZM107 189V190H106ZM115 189H116V191H118L117 193L115 192ZM119 189V190H118ZM144 191H143V190ZM148 189V190H147ZM152 189V190H151ZM160 189H162V190H160ZM167 189V190H166ZM177 189V190H176ZM200 189V190H199ZM220 189H222V190H220ZM229 189V190H228ZM237 189H239V190H237ZM250 189V190H249ZM253 191H252V190ZM262 189V192H259L260 190ZM16 190H18V191H16ZM23 190H25V191H23ZM39 190V191H38ZM77 190V191H76ZM90 190V191H89ZM112 190H114V191H112ZM124 190H125V193L123 194V197H122V192H124ZM136 190H138V191H136ZM146 190V191H145ZM156 191V193H154L155 191ZM183 190V191H182ZM200 192H199V191ZM216 190V192L214 193V191ZM218 190V191H217ZM225 190V192H223ZM65 191V192H64ZM94 191V192H93ZM98 191V192H97ZM120 191V192H119ZM177 191V192H176ZM179 191H181V192H179ZM195 191H197V193L195 192ZM203 192V194H202V192ZM205 191V192H204ZM207 191V192H206ZM220 191V192H219ZM230 191V192H229ZM233 191V192H232ZM243 191V193H242V195L240 194L241 192ZM4 192L6 193V194H4ZM9 192V193H8ZM16 192V193H15ZM29 192V193H28ZM55 192V193H54ZM78 192H80L79 194H78ZM101 192V193H100ZM110 192H112V193H110ZM151 192V193H150ZM190 192H191V194H190ZM217 192L219 193V195L217 194ZM236 192V193H235ZM238 192H240L239 194L240 195H237L238 194ZM12 193V194H11ZM13 193H15V195L13 194ZM76 193V194H75ZM90 193V194H89ZM100 193V194H99ZM116 193V194H115ZM133 193V194H132ZM158 193V194H157ZM164 193V194H163ZM169 193V195H168V197H167V194ZM179 193V194H178ZM182 193V194H181ZM193 193V194H192ZM195 193V194H194ZM201 195H200V194ZM205 193H207L206 195H205ZM214 193V194H213ZM223 193V194H222ZM230 193V194H229ZM233 193V194H232ZM260 193H261V195H260ZM28 194V195H27ZM32 194H34V195H32ZM53 194V195H52ZM56 194V195H55ZM68 194V195H67ZM83 194H84V196H83ZM113 194V195H112ZM148 194V195H147ZM177 194V195H176ZM181 194V195H180ZM183 194H184V197H183ZM222 194V195H221ZM228 194L231 196H228ZM255 194V195H254ZM29 195H32V199H30V200H27V197H29ZM52 195V196H51ZM63 196L64 198H62V197H60V196ZM80 196V199H79V196ZM111 195H112V197H111ZM121 195V196H120ZM128 195V196H127ZM144 195V196H143ZM161 195L163 196V197H161ZM188 195V196H187ZM190 195H192L191 197H190ZM205 195V196H204ZM208 195V196H207ZM217 195V196H216ZM235 195H237V196H235ZM244 195V196H243ZM255 197H254V196ZM12 196V197H11ZM22 196V197H21ZM26 196V197H25ZM88 196V197H87ZM108 196V197H107ZM116 196H120V197H122L123 199H124V201H123V199L122 198H118V197H116ZM133 196V197H132ZM148 196V197H147ZM150 196H152V197H150ZM174 196V198L173 199H171L172 197ZM176 196H179V197H176ZM199 196H201V197H199ZM216 196V197H215ZM235 197V199H231V198H233V197ZM239 196V197H238ZM241 196H242V198H241ZM127 197V198H126ZM160 198V200H158L159 198ZM191 199H190V198ZM197 197V198H196ZM204 197V198H203ZM209 197H213L212 198V200H213V203H211L212 201H210V199L211 198H209ZM215 197V198H214ZM218 197V198H217ZM244 197V198H243ZM248 197H250V198H248ZM251 197L253 198V199H251ZM9 198L10 199H12L11 201H9ZM16 198V199H15ZM19 200H18V199ZM23 198V199H22ZM56 198V199H55ZM109 198H110V201H109ZM126 198V199H125ZM158 198V199H157ZM165 198V199H164ZM169 198H170V200H169ZM199 198V199H198ZM228 198V199H227ZM262 198V199H261ZM39 200V201H37V200ZM55 199V200H54ZM68 199V200H67ZM87 199V200H86ZM105 199V200H104ZM116 199H118V201H117V203H115V201H116ZM122 199V200H121ZM139 199V200H138ZM149 200V203H148V200ZM153 199V200H152ZM162 199V200H161ZM208 199H209V201H208ZM219 199H221V200H219ZM230 199L232 200L231 202H230ZM241 199H246V200H244L243 202H242V200ZM249 199H251L250 201H249ZM259 199V201L258 202H260L261 200H263L262 202L263 203H257V200ZM6 200V201H5ZM14 200V201H13ZM16 200H17V202H16ZM41 200H43V201H41ZM76 200V201H75ZM91 200V201H90ZM114 200V201H113ZM119 200H121V201H119ZM142 200V201H141ZM145 200V201H144ZM184 200V201H183ZM189 200V201H188ZM195 200V201H194ZM202 200V201H201ZM224 202H223V201ZM239 200H241L240 202H239ZM33 201V202H32ZM55 203H54V202ZM58 201V202H57ZM75 201V202H74ZM94 203H93V202ZM156 201H158L157 202V204H156ZM164 201V202H163ZM167 201V202H166ZM186 201V202H185ZM217 201H218V204H217ZM234 201V202H233ZM248 201V202H247ZM11 202H13V203H11ZM30 202V203H29ZM37 202V203H36ZM58 204H57V203ZM66 202V203H65ZM76 202H77V204H78V206H81L79 209H80V211H84L87 207H90L91 208V203H92V208L90 209L92 212H94V211H96V212H94V213H92L91 211H89V209H87L84 213H76V215H75V213L74 212H71V214H72V216H69L70 215V211L69 210H67L65 207L67 206V205H75L76 204ZM86 202V203H85ZM95 202H97V203H95ZM99 202L102 204L101 206L103 207H100V204H99ZM113 205L112 207L110 206L111 204ZM128 202V203H127ZM136 202V203H135ZM141 203V205H140V203ZM172 202V203H171ZM179 202H183L182 204H181V206H180V204H179ZM220 202H222V203H220ZM227 203V205H228V207H227V205L225 206V204ZM19 203V204H18ZM50 203V206L48 205ZM69 203V204H68ZM75 203V204H74ZM119 203V204H118ZM121 203V204H120ZM153 203H155V204H153ZM170 203H171V206H170ZM175 205H174V204ZM185 203H187V205H185ZM242 203V204H241ZM1 204H3V205H1ZM11 204H13V206L11 205ZM29 204H30V206H29ZM33 204V205H32ZM65 204H66V206H65ZM94 204V205H93ZM107 204H109L108 205V208H107ZM117 204V205H116ZM123 204V205H122ZM149 204V205H148ZM212 204H213V206H212ZM236 205V206H234V205ZM255 204V205H254ZM259 206V207H257V205ZM263 206H262V205ZM11 205V206H10ZM17 205V206H16ZM59 205V206H58ZM88 205V206H87ZM96 205V206H95ZM97 205H99V206H97ZM129 205H131V207L129 206ZM134 205H135V208H134ZM148 205V206H147ZM157 207H156V206ZM177 205V206H176ZM191 205H194V206H192V207H190ZM201 205V206H200ZM206 205V206H205ZM229 205H233V206H229ZM254 205V207H255V209L254 208H251L252 206ZM2 206V207H1ZM10 206V207H9ZM15 206V207H14ZM33 206V207H32ZM37 206H39V207H37ZM41 206V207H40ZM55 206H56V208H55ZM105 206V207H104ZM111 207V209H110V207ZM124 208H123V207ZM136 206H138L137 207V209L140 207V209H138V211H137V209H136ZM145 208H144V207ZM158 206H159V208H158ZM185 206H187V208H188V210H187V208L185 207ZM203 206H205L206 207V209H205V207L203 208ZM248 206V207H247ZM251 206V207H250ZM262 206V207H261ZM22 207L24 208V211L22 210ZM85 207V208H84ZM100 207V208H99ZM123 209H122V208ZM146 207H148L147 208V210H146ZM156 207V208H155ZM165 207V208H164ZM167 207V208H166ZM207 207H208V209H207ZM213 207V208H212ZM224 207V208H223ZM229 207H230V209H229ZM244 207V208H243ZM246 207V208H245ZM4 208V209H3ZM11 208V209H10ZM13 208V209H12ZM17 209V210H15V209ZM30 208H32V209H30ZM36 208V210H34ZM54 208H55V210H54ZM95 208H96V210H95ZM102 208V209H101ZM116 208V209H115ZM120 208V209H119ZM143 208V209H142ZM189 208H191V209H189ZM194 208V209H193ZM198 208H200V209H198ZM203 208V209H202ZM221 210H223V211H220V209ZM231 211V213L229 214V210ZM238 208H240V209H238ZM241 208H243V209H241ZM257 208H258V210H257ZM30 209V210H29ZM41 209H42V211H45V212H48L49 214H50V212H51V214H56L55 215V218H57L58 220H53V218H49L48 220H45V221H43V224H42V221H39L38 219V213L41 211ZM58 209V210H57ZM100 209H101V211H100ZM157 209H159V210H157ZM169 209V210H168ZM173 209V210H172ZM175 209H177V211H178V209L180 210V212L178 211H176L175 212ZM232 209V210H231ZM240 211H238V210ZM246 211H245V210ZM252 209V210H251ZM7 212H6V211ZM13 210V212H16L15 214L13 213V212H11ZM27 210H29V212H30V214L29 213H27L28 211ZM107 210V211H106ZM121 210V211H120ZM133 210V211H132ZM136 210V211H135ZM156 210V211H155ZM161 210L163 211V212H161ZM166 212H165V211ZM192 210V211H191ZM195 210V211H194ZM206 210V211H205ZM208 210V211H207ZM225 210V211H224ZM247 210H249V211H247ZM263 211L262 212V214H261V211ZM32 211H34L33 213H32ZM36 211V212H35ZM55 211V212H54ZM64 211V212H63ZM103 211H105L104 212V216L102 215V213H103ZM130 211H132V215H131V212ZM153 211H155V213L157 212V214H155ZM173 212L172 214H170L171 212ZM184 211H186V212H184ZM200 211V212H199ZM201 211H203V213L201 212ZM212 213H211V212ZM226 211H228V212H226ZM243 211V212H242ZM255 212L254 214H253V212ZM260 213H258V212ZM6 212V213H5ZM90 212L92 213V215H90ZM102 212V213H101ZM113 212V213H112ZM117 212V213H116ZM124 212V213H123ZM135 212V213H134ZM142 212V213H141ZM146 212H147V216L145 215L146 214ZM183 212V213H182ZM190 212V213H189ZM206 212V214L205 215H203L204 213ZM208 212V213H207ZM219 212H220V214H219ZM242 212V213H241ZM2 213V214H1ZM12 213V214H11ZM27 213V214H26ZM67 213V214H66ZM99 214V217H97V214ZM116 213V214H115ZM118 213H121V215H119ZM140 213V214H139ZM153 213H154V215H153ZM167 213V214H166ZM178 213V214H177ZM194 213V214H193ZM201 213H202V219H199V218H201ZM211 213V214H210ZM227 215V216H225V218H227V219H222L224 216L222 215ZM236 213V214H235ZM240 213H241V215H240ZM245 213V214H244ZM14 214V215H13ZM25 214H26V217L27 218H25ZM29 214V216H27ZM64 214H66V215H64ZM69 214V215H68ZM74 214V215H73ZM96 214V215H95ZM122 214H123V217H121L122 216ZM162 214V215H161ZM193 214V216H191ZM237 216H235V215ZM238 214V215H237ZM18 215L19 216H21V217H23L24 219H26L28 222H30L31 224L30 225H28V226H24V225H20L19 223H18V221H17V219H18ZM53 215V216H54ZM79 215V216H78ZM84 217H83V216ZM88 215V216H87ZM116 215V216H115ZM128 215V216H127ZM167 215V216H166ZM175 217L176 216V218L174 219V220H172L170 217H173V216ZM197 215V216H196ZM217 215H219V216H217ZM228 215H229V217H228ZM247 215V216H246ZM256 215H258L259 217L258 218H260V219H258L257 220V217H256V221L254 220V218H255V216ZM9 216V217H8ZM13 216V217H12ZM34 216V217H33ZM69 216V217H68ZM76 216V217H75ZM111 216H113V217H111ZM119 216V217H118ZM137 216V217H136ZM152 216H154V217H156V219H157V221H154L155 223H153V221L152 220H155V219H153L152 218ZM159 216H161V218L160 219H162V220H160L159 219ZM165 216V217H164ZM170 216V217H169ZM186 216V217H185ZM207 216V217H206ZM238 216H239V218H238ZM251 216V217H250ZM263 216V217H262ZM30 219H29V218ZM65 217V218H64ZM93 217H95V218H93ZM115 217V218H114ZM126 217H127V219H126ZM138 219H136V218ZM164 217V218H163ZM185 217V218H184ZM192 217V218H191ZM220 217V218H219ZM222 217V218H221ZM246 217V218H245ZM249 217V218H248ZM254 217V218H253ZM3 218H4V220H3ZM9 218H12V219H10L11 221H13L12 222V224H11V221L9 220ZM68 218V219H67ZM80 218V219H79ZM92 220H91V219ZM100 219V220H98V219ZM114 220H112V219ZM116 218H118V219H120V220H118V219H116ZM123 218V219H122ZM141 218H142V220H141ZM151 218V219H150ZM168 218V219H167ZM170 218V219H169ZM190 218V219H189ZM194 218V219H193ZM214 219V221H213V219ZM215 218H216V220H218V221H215ZM241 218V219H240ZM249 220H248V219ZM250 218H252L253 219V221H255L254 223H253V221H252V219H250ZM29 219V220H28ZM87 219H89L90 220V222H89V220H87ZM93 219H96V220H93ZM107 219V220H106ZM131 219H132V221H131ZM134 219V220H133ZM136 219V220H135ZM166 219V221H164L163 222V220H165ZM190 223V221L192 220L193 222H191L190 224L192 225H189L191 228H190V230L188 229L189 228V226L188 227H185V225H187V224H189L188 222H185L186 220ZM207 219V220H206ZM222 219V220H221ZM235 219V220H234ZM15 220V221H14ZM31 220V221H30ZM36 220L38 221V222H36ZM49 220H51V221H49ZM78 220V221H77ZM83 220V221H82ZM160 221V223H159V225H158V223L157 222H159ZM169 220H171V221H169ZM206 220V221H205ZM209 220V221H208ZM245 221L244 223H242L241 224V222H243V221ZM248 220V221H247ZM251 220V221H250ZM61 221H64V223H61ZM67 221H69V222H67ZM113 221V222H112ZM127 221V222H126ZM135 221V222H134ZM195 221V222H194ZM199 221V222H198ZM202 221V222H201ZM213 221V222H212ZM237 221V222H236ZM48 224H47V223ZM138 222H141V223H139L138 224ZM147 222H148V224H147ZM161 222H163V223H161ZM167 222H169V223H167ZM181 222H182V224H181ZM225 222V223H224ZM248 222H250V223H248ZM252 222V223H251ZM258 222H261V224H259ZM3 223V224H2ZM71 225L70 226V228L68 229V226H69V224ZM75 223V224H74ZM83 223V224H82ZM88 223H90V224H88ZM99 224V226H101V227H98L97 226V224ZM103 223H105V224H103ZM111 223H113V224H111ZM129 223V224H128ZM134 223V224H133ZM166 225H165V224ZM187 223V224H186ZM193 223H194V225H193ZM211 223V224H210ZM217 223V224H216ZM219 223V224H218ZM224 223V224H223ZM228 223V224H227ZM229 223H232V224H230L229 225ZM236 223L238 224L237 225V228H238V226H239V228H240V230H239V228L237 229L236 228ZM14 224V225H13ZM33 224V225H32ZM41 224V225H40ZM67 224H68V226H67ZM79 225V227H78V225ZM93 224H95L96 226H94ZM107 224V225H106ZM122 224V225H121ZM135 224H137V226L135 225ZM143 224H145L144 226H142ZM169 226H168V225ZM184 224V225H183ZM220 224H221V226H220ZM223 224V225H222ZM235 224V225H234ZM240 224V225H239ZM243 224H244V227H243ZM257 224H259L258 226H257ZM32 225V226H31ZM35 225V226H34ZM48 225V226H47ZM87 225V226H86ZM90 227H89V226ZM129 225V226H128ZM139 225V226H138ZM147 225V226H146ZM164 225V226H163ZM183 225V226H182ZM200 225V226H199ZM242 225V226H241ZM248 225H250V226H248ZM34 226V227H33ZM46 226V227H45ZM65 226H67V227H65ZM84 226V227H83ZM94 226V227H93ZM119 226H121L120 228H119ZM126 226V227H125ZM141 226H142V228H141ZM150 226H154V227H150ZM166 226H168V227H166ZM180 226L181 227H183V228H181L182 230H183V232H184V234H186L185 235V237L184 236H182V235H184L183 234V232H182V230L180 229ZM194 226H196V227H194ZM197 226H198V228H197ZM203 228H202V227ZM225 227V228H223V227ZM252 226H253V228L254 229H252ZM261 226V227H260ZM263 226V227H262ZM4 227V228H3ZM10 227V229H8ZM11 227H13V229H11ZM31 227H33V229H31ZM97 227H98V231H97ZM105 227V228H104ZM116 227V228H115ZM125 227V228H124ZM140 227V228H139ZM150 227V228H149ZM160 227H162L163 228V230H162V228H160ZM167 228V229H165V228ZM173 227H175V229L173 228ZM242 227H243V229H242ZM246 227V228H245ZM18 228H19V230H18ZM56 228V229H55ZM58 228V229H57ZM61 228H63V229H61ZM85 228V229H84ZM88 228V229H87ZM89 228H90V230H89ZM91 228H93V230H92V232H90L91 231ZM100 228H103V229H100ZM108 228V229H107ZM123 228V229H122ZM139 230H138V229ZM186 228V229H185ZM195 230L194 232H192L193 231V229ZM196 228V229H195ZM200 228V229H199ZM206 228V229H205ZM208 228V229H207ZM220 230V233L218 232L217 233V231H219L218 229ZM230 228H232V229H234V230H229ZM3 229H4V231H3ZM66 229H67V231H66ZM77 229H79V230H77ZM82 229V230H81ZM100 229V230H99ZM114 229H115V231H114ZM135 229H136V231H137V233L138 234H136V232H135ZM142 229V230H141ZM146 229V230H145ZM173 229V230H172ZM185 229V230H184ZM203 229V230H202ZM205 229V230H204ZM216 229V230H215ZM224 229V230H223ZM256 229V230H255ZM6 230V231H5ZM15 230H16V232H15ZM22 230V231H21ZM23 230H24V232H23ZM32 232H31V231ZM61 230H63V231H61ZM84 230H86V231H88V233L85 231V232H83ZM105 230H107V231H105ZM119 230V231H118ZM120 230H122V231H120ZM126 230V231H125ZM149 231V234H148V231ZM151 230V231H150ZM154 230V231H153ZM156 230H157V232H156ZM159 230V231H158ZM181 230V231H180ZM187 230V231H186ZM192 230V231H191ZM225 230L227 231V233H230V236H227V235H229V234H226L225 235ZM241 232L240 234H239V231ZM261 230V231H260ZM11 231V232H10ZM28 231V232H27ZM45 231H46V234L48 235L49 234V236H48V240H47V236L45 235ZM74 231V232H73ZM132 231L133 233H131L130 234V232ZM139 231V232H138ZM147 232V233H145V232ZM175 233H173V232ZM188 231H190V232H188ZM210 231H212V232H210ZM234 231L235 232V235L234 234H232V232ZM263 231V232H262ZM2 232H4V233H2ZM15 232V233H14ZM39 232V233H38ZM40 232H41V234H40ZM43 232H44V235H42L43 234ZM61 232V233H60ZM63 232V233H62ZM75 232H76V234L78 235V236H76V234H75ZM78 232H79V234H78ZM82 232H83V236H84V234H85V236L83 237V241H82ZM102 232H103V234L104 235H106L105 237H106V239H105V237H104V235L102 234ZM113 232V233H112ZM117 232V233H116ZM118 232H120V235H119V239L120 240H122V241H120L119 239H118ZM123 232H125V233H123ZM143 232V233H142ZM214 232H215V234H214ZM236 232L238 233V234H236ZM243 232L245 233V234H243ZM248 232H250V233H248ZM258 233V234H262V235H259L258 236V234H255V233ZM261 232V233H260ZM20 233V234H19ZM30 233V234H29ZM50 233H52V234H50ZM55 233H57L56 234V236L54 235ZM91 233H93V234H91ZM97 233H99L98 235H97ZM109 233H112V234H109ZM127 233V234H126ZM181 233V234H180ZM37 234H39V235H37ZM59 234V235H58ZM60 234H62V235H60ZM64 234V235H63ZM67 234H70V235H67ZM90 234H91V236H92V239L90 238H88V237H91L90 236ZM96 234V236H94ZM108 234H109V236H108ZM113 234H116L115 235V237H114V235ZM129 234V235H128ZM166 234V235H165ZM175 236H173V235ZM177 234V235H176ZM178 234L180 235V237H178ZM200 234H204L203 236L202 235H200ZM211 234V235H210ZM223 236H222V235ZM250 234V235H249ZM3 235V236H2ZM13 235V237H12V240H13V238H14V240L12 241V240H10L11 238V236ZM23 235V236H22ZM33 235H34V237H33ZM36 235V236H35ZM42 237H41V236ZM50 235L51 236H53L54 238H50ZM88 235V236H87ZM100 235H101V237H103L102 239H104L105 241H103L102 243H101V241H100V239L101 238H99L100 237ZM123 235V236H122ZM138 235V236H137ZM150 235V236H149ZM159 235H161V236H159ZM168 235H169V238H167L168 237ZM187 235H189V236H192V237H189V236H187ZM209 235V236H208ZM256 235H257V238H256ZM20 236V237H19ZM27 236H29V238L27 237ZM44 236H46L45 238H44ZM59 236V237H58ZM62 238H61V237ZM74 236V237H73ZM75 236H76V238H75ZM80 236V237H79ZM87 236V237H86ZM98 236V237H97ZM108 236V237H107ZM127 236V237H126ZM130 236H132V237H134L135 236V239L133 238V245L135 246H133L131 243V240L130 239H132V238H129ZM142 236L143 237H145V239L144 238H142ZM147 236V237H146ZM164 236V237H163ZM221 236H222V239H221ZM246 236H247V239H246ZM38 237V238H37ZM40 237V238H39ZM58 237V238H57ZM64 237H66V238H64ZM86 237V238H85ZM96 237V238H95ZM126 237V238H125ZM139 237V238H138ZM150 237V238H149ZM159 237V238H158ZM171 237H173L172 238V240H171ZM182 237V238H181ZM198 237H199V239H198ZM207 237H209V239H211V238H213V242H215L214 244H212L213 242L211 241L210 242V240L207 238ZM219 237V238H218ZM225 237V238H224ZM226 237H230V238H226ZM245 237V238H244ZM254 237V238H253ZM262 237V238H261ZM10 238V239H9ZM68 238L71 240H68ZM74 238H75V240L76 241H80V239H81V241L78 243V245H75L77 242H75V240H74ZM148 238V239H147ZM153 240H152V239ZM157 239V240H154V239ZM163 238V239H162ZM167 238V239H166ZM174 238H176V239H174ZM180 238V239H179ZM196 238V239H195ZM201 238V239H200ZM203 238V239H202ZM216 238V239H215ZM3 239H9L10 241H11V243H8V242H6L5 240H3ZM36 239V240H35ZM41 239H42V241H44V242H46L45 244L41 241ZM59 239V240H58ZM79 239V240H78ZM84 239H85V241H84ZM86 239H88V241H86ZM112 241H111V240ZM124 239V240H123ZM144 241H143V240ZM190 239H191V243L189 242L190 241ZM206 239V240H205ZM219 239V240H218ZM228 239H230V240H228ZM233 239V240H232ZM236 239H238L237 241H236ZM246 239V240H245ZM251 239V240H250ZM257 241H255V240ZM260 239V241L262 242H260V241H258ZM34 240H35V242H34ZM65 240V241H64ZM73 240V241H72ZM89 240H92V242L91 241H89ZM107 240V241H106ZM117 240V241H116ZM134 240H136V242L134 241ZM167 240V241H166ZM176 240H178V241H176ZM203 242H202V241ZM226 241L225 243L224 242H222V241ZM249 240V242H247ZM28 241V242H27ZM31 241H32V244H31ZM38 241H39V243H38ZM68 241V242H67ZM111 241V242H110ZM130 243H129V242ZM156 243H154V242ZM175 241H176V246L175 247H172L171 245H173L174 246V244H175ZM188 241V242H187ZM196 241V242H195ZM201 241V242H200ZM217 241V242H216ZM220 241V242H219ZM227 241L229 242L228 244H227ZM232 241V242H231ZM236 242V243H234V242ZM17 242H18V244H17ZM19 242H20V244H19ZM40 242L41 243H43L44 245L42 246H40V245H38V244H40ZM66 242V243H65ZM75 242V243H74ZM84 242H85V244H84ZM104 242L106 243H108L109 245H107V243H106V245L104 244ZM126 242H128V243H126ZM142 242H143V244H144V246L142 245ZM160 242V243H159ZM162 242V243H161ZM164 242V243H163ZM168 242H170L169 244H167ZM177 242H178V244H177ZM186 242V243H185ZM194 242V243H193ZM198 242H199V244H198ZM206 242V243H205ZM209 242H210V244H209ZM219 242V243H218ZM222 242V243H221ZM240 242H242L241 244H243L244 242V244L241 246L240 245ZM252 242H253V245H252ZM258 242H260V243H258ZM6 243V244H5ZM90 243H91V245H90ZM97 243V244H96ZM187 243H189V244H187ZM208 243V244H207ZM231 243V245H229ZM247 243V244H246ZM258 243V244H257ZM15 244H17V245H15ZM28 244H30V245H28ZM82 244V245H81ZM86 244H89L91 247H89V245H86ZM92 244H94V246L92 245ZM102 244V245H101ZM105 246H104V245ZM128 244H131L132 245V247H129L130 245H128ZM136 244V245H135ZM147 244V245H146ZM151 244H153V246H149V245H151ZM159 244V245H158ZM162 244H167L168 246H161ZM194 244H197L196 246H194ZM204 244H207V245H204ZM215 244H218V246L217 245H215ZM239 244V245H238ZM254 244H255V246H254ZM3 245V246H2ZM19 245H21V246H19ZM26 245H28L27 247H26ZM77 246L76 247V249H75V246ZM85 245H86V247H85ZM125 245V246H124ZM126 245H127V247H126ZM191 245H192V247H191ZM202 245V246H201ZM205 246V248H204V246ZM208 245L210 246L211 245V247H208ZM234 245V246H233ZM236 245V246H235ZM247 245V246H246ZM249 245V246H248ZM259 245V246H258ZM34 246V247H33ZM40 246V247H39ZM44 246H47L46 248L44 247ZM60 246V247H59ZM73 246H74V248H73ZM81 248H80V247ZM84 246V247H83ZM90 248H88V247ZM94 248H93V247ZM103 246V247H102ZM108 246V247H107ZM122 248L123 246L125 247V248H123V249H121L120 247ZM148 246V247H147ZM158 246H160V247H158ZM186 246H190V247H186ZM195 247V249H194V247ZM207 246V247H206ZM233 246V247H232ZM239 246H241L240 247V250H242V248H243V250H242V253H240L241 251L239 250ZM253 246V247H252ZM15 247V248H14ZM18 247V248H17ZM37 247V248H36ZM50 247V248H49ZM143 247H147V248H143ZM149 247H151V249L149 248ZM166 247V248H165ZM167 247H169V248H167ZM171 247V248H170ZM201 247V248H200ZM250 249H249V248ZM255 247V248H254ZM256 247H258V248H256ZM15 249V251H14V249ZM20 248L23 250H21L20 251ZM24 248H25V250H24ZM60 248V249H59ZM72 248V249H71ZM128 248H130V249H128ZM131 248H132V250H131ZM140 248H142L143 249V251H142V249L140 250ZM148 248H149V250H151V251H149L148 252ZM159 248V249H158ZM186 248H187V252H186ZM190 248V249H189ZM204 248V249H203ZM224 248V249H223ZM244 248H246V249H244ZM251 248H253V249H251ZM17 249V250H16ZM42 249V250H41ZM86 249H87V251H86ZM114 249V250H113ZM119 251H118V250ZM156 249V250H155ZM158 249V250H157ZM177 249H178V251H177ZM182 249V250H181ZM197 249V250H196ZM209 249V250H208ZM248 249H249V251H248ZM255 249V250H254ZM260 249H262V250H260ZM44 250V251H43ZM68 251L67 252V254L69 255V257H68V255L66 254V252L65 251ZM73 250H74V253H76V254H72V252H73ZM94 250H98V251H95L94 252ZM105 251V253H104V251ZM115 252H113V251ZM130 250V251H129ZM145 250V251H144ZM165 250H169L168 252H166ZM170 250H172V251H170ZM197 252H195V251ZM220 250H222V251H220ZM231 250V251H230ZM246 250H247V253H248V255H250L251 257H248V255H247V253H246ZM17 251V252H16ZM46 251H48V252H50V253H52V254H48V252H46ZM53 251V252H52ZM56 251V252H55ZM63 251V252H62ZM80 251V252H79ZM83 251H85V252H83ZM89 251H93L94 252V254H95V256H94V254H92L93 252H90L89 253ZM103 253H102V252ZM108 253H107V252ZM122 251V252H121ZM153 251V252H152ZM164 251L168 254V256H167V254L166 253H164ZM175 251V252H174ZM183 251V256L181 255L182 252ZM194 251V252H193ZM256 251V252H255ZM24 252V253H23ZM43 252H44V254H45V256H44V254H43ZM79 252V253H78ZM98 252H101L106 258H104V256H100V254H98L97 255V253ZM145 252L147 253L146 255H145ZM157 252H159V253H157ZM170 252H172V253H170ZM214 252V253H213ZM221 252V253H220ZM236 252V253H235ZM243 252H245L246 254H245V257L243 256L244 255V253ZM255 252V253H254ZM264 252V251H263ZM22 255H21V254ZM47 253V254H46ZM65 253V254H64ZM72 255H71V254ZM82 253V254H81ZM89 254L88 256L86 255V254ZM112 253H113V255H112ZM135 253V254H134ZM137 253V254H136ZM143 253H144V255H143ZM162 253V254H161ZM186 253H189V254H186ZM196 253V254H195ZM234 253V254H233ZM253 253L255 254V256L253 255ZM54 254H56V256H54ZM85 254V255H84ZM91 254L93 255L92 257H91ZM122 254V255H121ZM133 254H134V256H133ZM143 255V256H138V255ZM151 254H154L153 256L151 255ZM163 255V256H160V255ZM170 254V255H169ZM207 254V255H206ZM215 254V255H214ZM231 254V255H230ZM238 254H239V256H238ZM240 254H241V256H240ZM1 255H3V257L5 258H1L2 256ZM19 255V256H18ZM24 255H26V256H24ZM28 255V256H27ZM41 255H43V256H41ZM51 255V256H50ZM63 255V256H62ZM78 257H77V256ZM118 255V256H117ZM120 255V256H119ZM150 255L152 256L151 257V259H150V261H149V258H150ZM186 255V256H185ZM192 255H194V256H192ZM212 255V256H211ZM233 255V256H232ZM258 257H257V256ZM260 255V256H259ZM6 256H8V257H6ZM14 256H17V257H14ZM39 256V257H38ZM50 256V257H49ZM54 256V257H53ZM82 256H84V258L82 257ZM101 258H100V257ZM108 256H109V258H108ZM113 257L114 256V258H111V257ZM125 256V257H124ZM136 256H138L137 258H135ZM149 256V257H148ZM190 256V257H189ZM206 256V258H204ZM214 256H216L215 258H213ZM219 256H221V258L219 257ZM225 257V258H227L226 260H228V261H226L223 257ZM263 256V257H262ZM22 257H26L25 259L24 258H22ZM35 257V258H34ZM51 257H52V259H51ZM77 257V258H76ZM89 257V258H88ZM96 257V258H95ZM144 257V258H143ZM168 257V258H167ZM170 257L172 258V259H170ZM178 257H180V258H178ZM183 257V258H182ZM201 257V258H200ZM211 257V258H210ZM11 258H12V260H11ZM38 258V259H37ZM41 258H42V261H41ZM46 258V259H45ZM57 258V259H56ZM74 258H76V260L74 259ZM83 258V260H81ZM87 258V259H86ZM97 258H100L102 261H104V259H106L105 260V262H103L102 263V261L101 262H99L100 261V259H99V261H97ZM131 258H133V259H131ZM139 258H142L141 260L139 259ZM148 258V259H147ZM160 258H161V260H160ZM165 258V259H164ZM188 258H191L190 260L188 259ZM235 258V259H234ZM236 258H238V259H236ZM243 258V259H242ZM6 260V262L4 261V260ZM8 259H10V260H8ZM37 261H36V260ZM43 259H45V260H43ZM72 259V260H71ZM74 259V260H73ZM84 259H86V260H84ZM111 259V260H110ZM119 259H121V260H119ZM138 259V260H137ZM145 261H144V260ZM169 259V260H168ZM196 259V260H195ZM202 259V261H205V262H202V261H200ZM204 259V260H203ZM215 259V260H214ZM248 259V260H247ZM249 259H253L252 261L251 260H249ZM261 259V260H260ZM2 260L4 261V262H2ZM25 260H27V261H25ZM38 260H40L41 262H39ZM52 260V261H51ZM69 260V261H68ZM96 260V261H95ZM110 260V261H109ZM127 260V261H126ZM131 260V261H130ZM140 260V261H139ZM186 260V261H185ZM209 260V261H208ZM214 260V262H212ZM220 260V261H219ZM47 261V262H46ZM49 261V262H48ZM60 261V262H59ZM73 261V262H72ZM90 261H92V263H90ZM98 262V263H95V262ZM134 261V262H133ZM139 261V262H138ZM157 261V262H156ZM160 261V262H159ZM164 261H167V262H164ZM181 261V262H180ZM208 261V262H207ZM230 261V262H229ZM241 261L242 262H244V263H241ZM261 261V262H260ZM69 262H71V263H69ZM112 262V263H111ZM129 262V263H128ZM137 262V263H136ZM148 262V263H147ZM151 262V263H150ZM156 262V263H155ZM226 262V263H225ZM236 262V263H235ZM251 262V263H250ZM28 263V264H29ZM34 263V264H35ZM121 264V263H120Z\"/></svg>",
  "mask_w": 264,
  "mask_h": 264
},
{
  "label": "bare ground",
  "instance_id": "obj_2",
  "mask_svg": "<svg viewBox=\"0 0 264 264\" xmlns=\"http://www.w3.org/2000/svg\"><path fill=\"white\" fill-rule=\"evenodd\" d=\"M200 0H0V103H2V105L6 108V107H13V103H14V101H13V96H16L17 95V90L14 88L15 86H16V84H18L21 80H24V79H27L28 80V82H29V84H31V86H32V91H37V88H39V86H38V84L36 83V79H47V78H45L46 77V71H47V69H49V68H45L46 66H45V63H46V61L48 62V59H54V58H57V57H60L59 56V46H60V44L62 45V41H64L65 39L67 40L68 38L66 37V36H68V35H72V36H74V38L76 37H78V39L79 38H83V39H86V40H88V42H89V40L91 41V42H94V43H100V44H103L104 43V41L106 40L107 41V39L109 38V34L112 32V34H114V30L117 28V26H118V23H119V25H120V22L122 21V23H123V21H127L128 22V24H129V31L130 32H135L136 31V34H139V31L141 30V28L143 27V30H144V27L146 28V31H147V29H148V31H149V29H153V28H157V31L159 32L158 33V35H156L155 37H153L152 35H147L148 37L149 36H152L153 38L152 39H150V38H148L147 40H151V42H147V40H146V37H145V39H143V40H141V39H138L139 37H143L144 38V36L143 35H141V36H139L138 38H136V39H138V40H140L139 42H137V43H134V44H131L132 43V39H134L135 40V38H133L132 36V39L131 38H129V39H131L130 40V44L131 45H133L132 46V48L130 49V51H129V54L131 55V56H138V60H140V58L141 57H143V60L144 59H147V61H149V62H152V63H145L146 65H148V68H150L151 67V69H152V72H151V75L149 76V77H147L148 79H156V81L154 82V83H149L148 84V86L147 87H145L146 89H145V91H144V93H143V99H145L147 102H150V103H158V104H160L159 106L166 112L168 109L169 110H173V109H177V110H181V109H186V110H189L190 108V106H194L195 104H199V103H203L204 101H206V102H210V100L211 99H208L209 101H207V99L206 98H208V96L205 98L206 100H204V95H203V93H201L200 95H198V93H199V89H198V87H199V85H198V83H195V82H193V81H191L192 82V84L190 83V85H187L186 84V82L185 81H183L184 79H183V77L181 78L180 76L182 75H180V76H176V73H174L173 74V72H172V70H174V72H175V69L173 68V64L174 63H168V62H166V61H161L160 62V58L158 57L159 56V54H157V53H159V50H165L166 48H168V49H171L173 46H175V47H178V48H180V49H182V47L183 48H187L188 47V50H190L189 49V47L190 48H192V50L190 51V53L189 54H187L186 55V57H184V59L189 63V66L188 67H190L191 69H192V63H193V61H194V63H196L197 65L198 64H202V66H204V70L203 71H205V74L206 75H210V74H212V73H210V71L211 70H214V67H213V64L212 63H210V60H214L215 58L216 59H218L216 62H217V65L219 66V69H221L222 67H223V65L226 67V70L227 71H225V73L223 74V76L222 77H224V75L226 74V72H230V74H232L231 75V79H233L234 80V78L236 79V78H239L240 77V75H242V78L241 79H244V77H243V75H245V76H248L249 74H252L253 72H255L256 71V73L260 76V75H262V77L260 76V78H262V79H264V56L262 57V58H259V60L256 62H254V64L253 65H251V63H253V62H250V61H247L246 59H244L242 62H240L241 60H237L235 57H234V55L236 56V54H233L234 52H235V50H237L236 49V47H238V46H236V43H235V41L234 42H232V40H234L233 39V37H232V39L230 40V41H228L229 39H227V41L228 42H225L224 43V45H222V46H218V42L217 41H215V40H211V42H209L210 44L204 49V52L206 53V57L205 58H203V57H200L199 55H198V52L197 51H200L201 50V45H200V43L202 42V41H208L207 40V38L209 37V36H212L213 38H215L216 36H217V34H219L220 32H221V26L222 25H225L224 26V28H226L227 26L228 27H230L229 29H231V28H233L234 26H236V25H242V23H245L247 26H251V28L252 29H254L255 28V30H258L259 32L258 33H261V32H263L264 31V13H262L260 10H255V9H251V8H246V9H243V10H237V11H234L233 9H231L230 11H225V8H224V6H221L224 2H226L227 0H210V1H212L211 3H213V2H215L214 4L215 5H217V9L216 10H218V12H217V14L214 16V18L213 19H208L207 21H204L202 24H199V26H197L196 27V22H194V20H196L195 19V16H197V13L199 12L198 11V7H197V3L199 2ZM209 1V0H208ZM209 1V2H210ZM241 1V0H240ZM248 1V0H247ZM209 2H207V4L209 3ZM239 2V1H238ZM260 2V1H259ZM208 4V5H213V4ZM248 5H249V3H247ZM200 5V4H199ZM215 5H213L214 7H215ZM259 5V4H258ZM260 6V5H259ZM208 7V6H207ZM209 9H211L212 8V6L211 7H208ZM235 8H238V7H235ZM200 10V9H199ZM207 10V9H206ZM205 10V11H206ZM212 10H213V8H212ZM212 13V12H211ZM203 14V13H202ZM200 16V15H199ZM210 16V15H209ZM213 16V15H212ZM186 17H188V19L187 20H184ZM211 17V16H210ZM207 19V18H206ZM205 19V20H206ZM182 20H184V21H190L191 20V22H187V23H189L190 25H187V26H189V28L188 29H186V31H188L187 33H186V35H185V37L183 38V40L180 42L179 40H176L175 39V37H171V36H169L170 34H171V32H174V31H172L171 30V32H168L167 31V28L169 27H176V24H177V22H182ZM202 21V20H201ZM198 23V22H197ZM200 23V22H199ZM127 24V23H126ZM180 24V23H179ZM245 24H243V25H245ZM201 25V26H200ZM121 26H122V24H121ZM181 26H183V25H181ZM184 26H186L185 24H184ZM126 27V26H125ZM174 27V28H175ZM119 28H120V26H119ZM176 28H178V27H176ZM183 28V27H182ZM195 28H197V30H195L194 31V29ZM224 28H222V29H224ZM243 28H245V27H243ZM118 30V29H117ZM121 30V29H120ZM120 30H118V31H120ZM166 30V32H168L167 34L166 33H164V31ZM169 31H170V29H168ZM177 30V29H176ZM179 30H181V29H179ZM233 30H235V29H233ZM246 30V29H245ZM250 29H248V31H249ZM263 30V31H262ZM145 31V30H144ZM182 31V30H181ZM228 31V30H227ZM237 32H240V30L238 31V30H236ZM261 31V32H260ZM185 32V31H184ZM223 32H224V30H223ZM257 32V31H256ZM155 33H156V31H155ZM155 33H153V35L155 34ZM178 33V32H177ZM228 33H230V32H228ZM242 33H243V31H242ZM251 33V32H250ZM111 34V35H112ZM118 34V33H117ZM128 34V33H127ZM152 34V33H151ZM173 34H176V32L175 33H173ZM172 34V35H173ZM223 34V33H222ZM226 34V33H225ZM257 34V33H256ZM263 34L264 33H262L261 34V36H263ZM184 35V34H183ZM220 35H221V33L219 34V38H220ZM113 36V35H112ZM125 36V35H124ZM137 36V35H136ZM178 36H179V34H178ZM221 36H223V35H221ZM254 36V35H253ZM71 37V36H70ZM121 37V36H120ZM228 37H229V35H228ZM249 37V34L248 35H246V38H248ZM118 38V37H117ZM211 38V37H210ZM218 38V39H219ZM226 38V37H225ZM239 38V37H238ZM259 38H261L262 39V37H259ZM217 39V38H216ZM217 39V40H218ZM245 39V38H244ZM66 40H65V42H66ZM69 40V39H68ZM79 40H81V39H79ZM112 40H114L113 38H112ZM124 40V39H123ZM146 40V41H145ZM222 40V39H221ZM251 40V39H250ZM249 40V41H250ZM120 41H122V40H120ZM178 41H179V43H178ZM224 41V40H223ZM254 41V40H253ZM256 41H258V39H256ZM261 40H259V42H260ZM263 41H264V39H263ZM73 42H74V44H73ZM71 44H73V46L75 45V48H76V45H78V44H80V43H75L76 41L74 40ZM115 42V41H114ZM124 42V41H123ZM134 42V41H133ZM153 42V43H152ZM155 42V43H154ZM242 42H243V44H245L244 43V40H242ZM64 43V42H63ZM108 43V42H107ZM112 43H113V41H112ZM220 44H222L221 42H219ZM254 43H255V41H254ZM264 43V42H263ZM262 43V44H263ZM65 44H67L66 45V48H68L67 46H68V43L66 42ZM249 44V43H248ZM252 44V43H251ZM256 44H259L258 42L256 43ZM81 45H82V43H81ZM80 45V46H81ZM91 45V44H90ZM110 45V44H109ZM112 45V44H111ZM110 45V46H111ZM114 45V44H113ZM121 45H122V43H121ZM130 45V46H131ZM205 45V44H204ZM72 46V45H71ZM72 46V47H73ZM117 46V45H116ZM123 46H124V44H123ZM259 46V45H258ZM65 47V46H64ZM70 47V46H69ZM85 47V46H84ZM83 47V48H84ZM90 47V46H89ZM88 47V48H89ZM101 47V46H100ZM105 47H106V45H105ZM104 47V48H105ZM118 47V46H117ZM126 47V46H125ZM243 47V46H242ZM252 47H254V44H253V46ZM252 47H251V51H253L252 50ZM257 46H255V48H256ZM94 48V47H93ZM113 48V47H112ZM127 48V47H126ZM248 48V47H247ZM257 48H259V47H257ZM261 48V47H260ZM65 49V48H64ZM64 49H60V50H64ZM128 49V48H127ZM126 49V50H127ZM167 49V51H169ZM203 49V48H202ZM249 49V48H248ZM247 49V50H248ZM66 50V49H65ZM85 50V49H84ZM95 50V49H94ZM172 50H174V52H172V54L173 53H175V50H176V48H173ZM171 50V51H172ZM242 49H240V51H241ZM122 51V50H121ZM120 51V52H121ZM156 51H158V52H156ZM180 51V50H179ZM182 51H184V49L182 50ZM202 51V50H201ZM200 51V52H201ZM239 51V52H240ZM245 51V50H244ZM250 51V49H249V52H251ZM61 52V51H60ZM88 52V51H87ZM87 52H86V54H87ZM95 52L96 51H94V54H95ZM154 53V56L156 57L155 59H156V61H153V60H151V59H154L153 58V56L151 55V53ZM162 52H165V51H162ZM203 52V53H204ZM242 52V51H241ZM258 52H260L259 50H258ZM72 53H74V52H72ZM80 53V52H79ZM78 53V54H79ZM90 53H92V52H90ZM97 53V52H96ZM160 53H161V51H160ZM177 54H178V52H176ZM181 53H183V52H181ZM236 53H237V51H236ZM83 54H84V52H83ZM83 54H81V55H83ZM122 56L124 55V53H123V51H122ZM156 54L158 55V56H156ZM252 54V53H251ZM251 54H249V55H251ZM257 54V53H256ZM255 54V55H256ZM166 55H169V56H171V54H170V52H168ZM232 55H233V57H232ZM86 56V55H85ZM175 56V55H174ZM76 57V56H75ZM74 57V58H75ZM78 57H80V55H78ZM78 57H76V58H78ZM82 57H84V56H82ZM130 57V56H129ZM140 57V58H139ZM145 57V58H144ZM160 57H163V56H160ZM246 58L248 57V54H247V56H245ZM249 57H252V56H249ZM248 57V58H249ZM121 58H123L124 59V56L123 57H121L120 55H119V51H118V49L115 47V45H114V48H113V50H111V52L109 51V53L108 52H106V50L105 51H102V53L100 54L99 53V55L98 54H95V55H90V56H87V57H84V58H78L77 60H75V61H73L74 63L72 64V71L71 72H73L72 74L73 75H68L67 74V78H68V80L69 79H74V78H79V79H84V78H86L87 76L86 75H84V73H83V71L81 70V68H89L90 66V61H92V60H94V61H96L97 63H100V64H97L96 63V67L97 68H94L93 67V65L94 64H91V67H90V69L92 68V70L94 71L95 70V72H93L92 70V74H90L88 77L89 78H94V79H97V78H99L100 77V75L102 74V73H107L108 75H110V76H113V74H114V72H113V74H112V71L111 70H109V69H113V70H115L114 68L117 66V65H119V66H121L120 68H127V66H126V63L125 64H123L121 61H120V59ZM131 58V57H130ZM133 58V57H132ZM131 58V59H132ZM167 58V57H166ZM171 58H172V56H171ZM174 58V57H173ZM72 59H73V57H72ZM122 59V60H123ZM125 59H126V57H125ZM129 59V58H128ZM130 59V60H131ZM135 59V58H134ZM157 59L159 60V61H157ZM162 59H164V58H162ZM215 59V60H216ZM240 59V58H239ZM67 60V59H66ZM74 60V59H73ZM137 60V61H138ZM69 61V60H68ZM71 61V60H70ZM69 61V62H70ZM124 61V60H123ZM128 61V60H127ZM126 60H125V62H127ZM132 61H133V59H132ZM141 61H142V59H141ZM171 61V60H170ZM181 61V60H180ZM186 61H184L183 60V62H186ZM129 62H131V61H129ZM128 62V63H129ZM134 62H135V60H134ZM176 62V61H175ZM183 62H182V65H183ZM53 63V62H52ZM65 62H63V64H64ZM68 63V62H67ZM132 63V62H131ZM142 63V62H141ZM188 63H187V65H188ZM214 63V62H213ZM66 64V63H65ZM130 64V63H129ZM140 64V63H139ZM143 64V63H142ZM55 65V64H54ZM62 64H60V66H61ZM69 65V64H68ZM181 65V64H180ZM181 65V66H182ZM186 65V66H187ZM53 66V65H52ZM57 66V65H56ZM63 66V65H62ZM66 67H68L67 65H65ZM64 66V67H65ZM70 66H71V64H70ZM98 66L100 67L101 66V68H98ZM103 66H104V68H103ZM118 66V67H119ZM134 66V65H133ZM135 66H136V63H135ZM150 66V67H149ZM181 66H179L180 68H181ZM186 66H185V68H186ZM216 66V65H215ZM65 67V68H66ZM137 68H138V66H136ZM143 67V66H142ZM146 67V66H145ZM174 67H176V66H174ZM32 68H34L35 69V74H31V71H32ZM59 68V67H58ZM147 68V67H146ZM145 68V70H147ZM185 68H184V72L183 73H185L186 71H187V69H189V68H187L186 69V71H185ZM216 68V67H215ZM53 69V68H52ZM51 69V70H52ZM55 69H56V67H55ZM71 69V68H70ZM128 69V68H127ZM133 69V68H132ZM132 69H129V70H132ZM134 69H135V67H134ZM203 69V68H202ZM202 69H201V71H202ZM54 70V69H53ZM118 70V69H117ZM124 70V69H123ZM126 70V69H125ZM124 70V71H125ZM128 70V71H129ZM141 70V69H140ZM143 70H144V68H143ZM149 70V69H148ZM180 70V69H179ZM183 70V69H182ZM223 70V69H222ZM58 71V70H57ZM79 71L81 72L80 74H82V75H79ZM85 71V70H84ZM134 72H135V70H133ZM136 71H137V69H136ZM181 71V70H180ZM180 71H178V73L180 74V73H182V72H180ZM189 71H190V69H189ZM202 71V72H203ZM217 71V70H216ZM216 71L214 70V72L216 73ZM221 71V70H220ZM33 72V71H32ZM51 72V71H50ZM61 72V71H60ZM68 72V71H67ZM119 72V71H118ZM133 72V73H134ZM141 72V71H140ZM145 72V71H144ZM148 72V71H147ZM146 72V73H147ZM150 72V71H149ZM188 72V71H187ZM222 72H224V71H222ZM56 73V72H55ZM123 73V72H122ZM189 73V72H188ZM187 73V74H188ZM218 73V72H217ZM63 74V73H62ZM85 74H87V73H85ZM120 74V73H119ZM118 74V75H119ZM131 74V73H130ZM135 74V73H134ZM140 74V73H139ZM204 74V73H203ZM84 75V76H83ZM88 75V74H87ZM121 75V74H120ZM132 75V74H131ZM136 75H138V73L136 72ZM148 75V74H147ZM185 75H186V73H185ZM196 75V74H195ZM214 75H216V74H214ZM253 75V74H252ZM258 75H256V76H258ZM59 76H61L60 74H54V77L55 78H57V79H59L58 77ZM66 76V75H65ZM124 76V75H123ZM226 76H228V75H226ZM251 75H249V77H250ZM254 76V75H253ZM255 76V77H256ZM114 77V76H113ZM112 77V78H113ZM119 77H122V76H119ZM132 76H130V78H131ZM134 77V76H133ZM143 77V76H142ZM146 77V76H145ZM152 77V78H151ZM200 77V76H199ZM211 77L213 78V76H211L210 75V79H211ZM254 77V78H255ZM101 78V77H100ZM135 78V77H134ZM190 78V77H189ZM196 78V77H195ZM194 78V79H195ZM220 78V77H219ZM250 78H252V80L254 79L253 77H250ZM259 78V79H260ZM52 79H54V78H52ZM109 79V78H108ZM114 79V78H113ZM116 79V78H115ZM120 79V78H119ZM138 79H139V77H138ZM176 79H180V81H177ZM182 79V80H181ZM188 79V78H187ZM198 79V78H197ZM201 79V78H200ZM203 79V78H202ZM216 79H217V77H216ZM226 79V80H225ZM225 79L223 80V81H227L229 78L228 77H225ZM247 79V80H246ZM255 79H258V77L257 78H255ZM26 80V81H27ZM55 80V79H54ZM61 80V79H60ZM60 80H56V81H60ZM67 80V81H68ZM78 80V79H77ZM121 80H122V78H121ZM125 80V79H124ZM136 80V79H135ZM140 80V79H139ZM215 80V79H214ZM222 80V79H221ZM230 80V79H229ZM232 80V81H233ZM245 80L246 81H248V78H245ZM245 80H242V81H245ZM251 79H250V81H252ZM66 81V83H65V85L67 84V83H69V82H67ZM70 81V80H69ZM80 81V80H79ZM78 81V82H79ZM86 81V80H85ZM89 81V80H88ZM91 81V80H90ZM129 81V80H128ZM196 81H199V79L198 80H196ZM208 81H210L211 82V80H208ZM216 81V80H215ZM237 81H238V79H237ZM236 81V82H237ZM246 81H245V83H246ZM262 81V80H261ZM260 81V82H261ZM15 82V83H14ZM58 82H57V84H58ZM77 82V81H76ZM97 82H99L98 80H97ZM101 82V81H100ZM130 82V81H129ZM135 83V81L133 80L132 81V83ZM201 82V81H200ZM210 82H208V83H210ZM214 82V81H213ZM221 83V81H218V83ZM229 81H227L226 83H223V85L224 84H227ZM231 82V81H230ZM229 82V83H230ZM234 82H235V80H234ZM264 82V81H263ZM60 83V82H59ZM82 83V82H81ZM91 83V82H90ZM93 83V82H92ZM94 83H95V81H94ZM104 83H106V82H104ZM132 84V85H135V84ZM146 83V82H145ZM202 83H203V80H202ZM201 83V84H202ZM212 83V82H211ZM215 83V82H214ZM214 83H212V87H213V89H215L214 87ZM242 83V82H241ZM244 83V82H243ZM250 83H252V82H250ZM46 84V83H45ZM45 84H43L44 86H45ZM56 84V85H57ZM76 84V83H75ZM85 84V83H84ZM120 84H121V82H120ZM119 84V85H120ZM123 84H125V83H123ZM200 84V85H201ZM231 84V86H232V84H233V82H231L230 83ZM230 84H227L228 86L230 85ZM238 84V83H237ZM249 84V83H248ZM253 84V83H252ZM55 85V84H54ZM64 85V86H65ZM68 85V84H67ZM66 85V86H67ZM77 85V84H76ZM82 85V84H81ZM95 85V84H94ZM126 85V84H125ZM124 85V86H125ZM196 85H198V87L196 86ZM207 85H209V84H207ZM211 85V84H210ZM209 85V86H210ZM222 85V86H223ZM227 85H224V86H227ZM246 85V84H245ZM254 85V84H253ZM253 85L251 86V88L253 87ZM60 86V85H59ZM237 86V85H236ZM248 86V85H247ZM246 86V87H247ZM261 86V85H260ZM259 86V87H260ZM17 87V86H16ZM43 87V86H42ZM46 87V86H45ZM52 87V86H51ZM51 87H50V89H51ZM58 87V86H57ZM61 87L63 88V86L61 85ZM73 87V86H72ZM122 86H120V88H121ZM217 87H218V85H217ZM250 87V86H249ZM257 87H258V85H257ZM264 87V86H263ZM263 87H262V89H263ZM74 88V87H73ZM82 88H84V87H82ZM117 88H119V86L117 87ZM126 89H127V86L125 87ZM124 87H123V89H125ZM144 88V87H143ZM200 88V87H199ZM219 88V87H218ZM224 88V87H223ZM226 88V87H225ZM242 88V87H241ZM250 88V89H251ZM29 89V90H30ZM78 89V88H77ZM86 89V88H85ZM88 89V88H87ZM91 89H92V87H91ZM113 89H116V88H113ZM122 89V90H123ZM128 89H130V88H128ZM208 89V88H207ZM212 89V88H211ZM212 89V90H213ZM239 89V88H238ZM257 89V88H256ZM261 89V92L260 93H263L262 90ZM52 90V89H51ZM79 90V89H78ZM118 90H120V89H118ZM142 90V89H141ZM224 90L225 89H223V92H224ZM229 90H231V89H229ZM244 90V89H243ZM249 90V89H248ZM53 91V90H52ZM51 91V92H52ZM57 91V90H56ZM64 91V90H63ZM81 90H79V92H80ZM97 91V90H96ZM99 91H100V89H99ZM112 91H114V90H112ZM116 91H117V89H116ZM132 91V89H130V92ZM216 91L217 92H220V91H218V89H216ZM241 91V90H240ZM251 91V90H250ZM249 91V92H250ZM260 91V90H259ZM62 92V91H61ZM120 92V91H119ZM123 93L125 92V90L124 91H122ZM134 92H135V90H134ZM13 93V96H11V94ZM43 93V92H42ZM49 93V92H48ZM56 93V92H55ZM65 94V96H66V92H64ZM118 93V92H117ZM133 93V92H132ZM140 93H142V92H140ZM214 93V92H213ZM212 93V94H213ZM221 93H222V91H221ZM225 93V92H224ZM259 93V92H258ZM259 93V96H261V95H263V94H260ZM44 94V93H43ZM54 94V93H53ZM52 94V95H53ZM63 94V93H62ZM69 94H70V91H69ZM76 94V93H75ZM81 94V93H80ZM112 94L114 95L115 94V96L116 95H118V94H116V92L115 93H111V96H112ZM126 94H128V93H126ZM215 94V93H214ZM214 94H213V98H214ZM229 94H230V92H229ZM241 94V93H240ZM50 95H51V93H50ZM109 95V94H108ZM216 95V94H215ZM221 95V94H220ZM227 95V94H226ZM247 95V94H246ZM246 95H244V97L246 96ZM258 95V94H257ZM57 96V95H56ZM55 96V97H56ZM59 96V95H58ZM103 96V95H102ZM126 96V95H125ZM130 96H132V97H129L128 95H127V98H129V101L130 100H134V97H135V95H130ZM223 96V93H222V95H221V97ZM44 98H45V96H43ZM52 98L54 97V96H51ZM51 97H49L50 98V100H51ZM62 97V96H61ZM79 97V96H78ZM110 97V96H109ZM118 97H120V96H118ZM118 97H115V99L116 98H118ZM141 97V96H140ZM212 96H210L209 98H211ZM223 97H226V96H223ZM231 97V96H230ZM42 98V97H41ZM46 98H48V96L46 97ZM97 98V97H96ZM104 98V97H103ZM106 98V97H105ZM105 98L103 99V101L105 100ZM111 98V97H110ZM113 98V97H112ZM112 98L110 99V100H112ZM126 98V97H125ZM219 98V97H218ZM217 98V99H218ZM238 98V97H237ZM237 98H235V99H237ZM248 98V97H247ZM246 98V99H247ZM254 98V97H253ZM256 98V97H255ZM260 98V97H259ZM25 99V98H24ZM55 99V98H54ZM57 99H58V97H57ZM61 99V98H60ZM98 99V98H97ZM107 99V101H109L108 100V98H106ZM217 99H216V102H218L219 101V99L221 100L222 98H219L218 99V101H217ZM228 99V98H227ZM239 99H240V97H239ZM244 99V98H243ZM262 99V98H261ZM261 99H260V102H261ZM31 100V99H30ZM29 100V101H30ZM41 100V99H40ZM39 100V101H40ZM77 100V99H76ZM126 100V99H125ZM213 101H214V99H212ZM263 100H264V98H263ZM15 101H17V100H15ZM38 100L36 101V102H39ZM43 101V103L42 104H45L44 103V100H42ZM99 101H100V99H99ZM106 101V102H107ZM117 101V100H116ZM119 101H121L120 100V98H118V102ZM144 101V100H143ZM232 101V100H231ZM238 101V100H237ZM252 101V100H251ZM21 102V101H20ZM27 103H25V105L26 104H28V101H26ZM48 102V101H47ZM51 102V101H50ZM52 102H54V101H52ZM87 102V101H86ZM85 102V104H87ZM101 102H102V99H101ZM110 102V101H109ZM132 102H133V105L135 104L134 102L135 101H131V104H132ZM140 102V101H139ZM146 102V103H147ZM206 102L205 103H203V105H205L206 104ZM221 102V101H220ZM40 103V102H39ZM60 103V102H59ZM70 103V102H69ZM93 103V102H92ZM108 103V102H107ZM111 103V102H110ZM116 103V102H115ZM136 103H138V101L136 102ZM145 103V102H144ZM149 103V104H150ZM152 103V104H153ZM212 103V102H211ZM211 103H210V105H211ZM214 103V102H213ZM232 103H233V101H232ZM244 103H247V102H244ZM38 104V103H37ZM64 104V103H63ZM77 104V103H76ZM96 104V103H95ZM99 104V103H98ZM102 104V103H101ZM140 104L141 103H139V105L138 106H140ZM143 104V103H142ZM148 104V103H147ZM146 104V105H147ZM229 104V103H228ZM235 104V103H234ZM240 104H241V102H240ZM248 104H249V101H248ZM22 105V104H21ZM50 105H52L53 106V103L52 104H50ZM72 105V104H71ZM79 105V104H78ZM89 105V104H88ZM88 105L86 106V107H84L83 109H84V111H82V110H79V111H73V110H71L72 112H70V113H68L69 115H70V117H71V121L70 122H72V123H70V125H72L73 123H87L88 125H93V124H98V123H101L102 125H103V122L106 120L105 118H104V116H103V118H104V121L103 122H101L102 120L100 119V121H96V119H94V116L92 115V110L91 111H89V110H85V108H87L88 107ZM119 105V104H118ZM123 105H125V104H123ZM123 105H120V106H122V108H123ZM127 105H128V108H131V105H130V107H129V104H128V102H127ZM127 105H125L126 107H127ZM133 105H132V107H133ZM136 105V107H137V104H135ZM135 105H134V107H135ZM144 105V104H143ZM202 105V106H203ZM217 105V104H216ZM222 105H224V104H222ZM227 105V104H226ZM226 105H225V107H226ZM242 105V104H241ZM264 105V104H263ZM18 106V105H17ZM31 106H32V104H31ZM35 106V105H34ZM80 106V105H79ZM82 106V105H81ZM90 106V105H89ZM95 106H97V105H95ZM99 106V105H98ZM101 106V105H100ZM142 106V105H141ZM148 106V105H147ZM156 106V105H155ZM196 106V105H195ZM194 106V107H195ZM198 106V105H197ZM214 105L212 104V107H213ZM240 106V105H239ZM244 106V105H243ZM25 107V106H24ZM27 107V106H26ZM41 107V106H40ZM49 107V106H48ZM64 107V106H63ZM67 108H68V110L70 109V107L69 106H66ZM114 107V108H113ZM135 107V110L134 111H136V109L138 108V110H139V107H137L136 108ZM143 107V106H142ZM221 107V106H220ZM219 107V108H220ZM223 107V106H222ZM240 107H242V106H240ZM239 107V108H240ZM245 107V106H244ZM247 107V106H246ZM65 108V107H64ZM89 108H91V106L89 107ZM97 108V107H96ZM127 108V109H128ZM144 108V107H143ZM160 108V109H161ZM165 108H166V110H165ZM189 108V109H188ZM208 108V107H207ZM260 108H262V107H260ZM7 109V108H6ZM12 109V108H11ZM16 109V108H15ZM26 109V108H25ZM37 108H35V110H36ZM62 109V108H61ZM72 109V108H71ZM78 109H80V108H78ZM98 109V108H97ZM101 109V108H100ZM133 109L134 108H131V110L130 109H128L129 111H131V112H133ZM142 108H140V110H141ZM156 109V108H155ZM159 109V108H158ZM161 109V110H162ZM217 109H218V107H217ZM225 109L226 108H223V111H225ZM241 109V108H240ZM264 109V108H263ZM30 110V109H29ZM38 111H40L39 109H37ZM36 110V111H37ZM44 110V109H43ZM42 110V111H43ZM65 111H64V114H65V112H66V109H64ZM102 110V109H101ZM107 110L108 111H112V110H114V113L116 114V110H118V106L117 105H110V106H108L107 107ZM124 111H126L125 109H123ZM122 110V111H123ZM137 110V111H138ZM139 110V111H140ZM143 110V109H142ZM144 110H145V108H144ZM177 110H174V112L176 113V112H178ZM190 110H192V109H190ZM219 110H222V109H219ZM227 110V109H226ZM244 110V109H243ZM255 110H257V109H255ZM254 110V112H257V111H255ZM2 111H3V108H2ZM8 111V110H7ZM14 110H12V111H10V113L11 112H13ZM22 111H24V109H22ZM26 111V110H25ZM24 111V112H25ZM32 111H33V109H32ZM50 111V110H49ZM56 111H59L58 109L57 110H55V112ZM94 111V110H93ZM116 111V112H115ZM120 111H121V107H120ZM138 111V112H139ZM146 111V110H145ZM164 111H162V112H160V114L161 113H164ZM193 111V110H192ZM202 111V110H201ZM234 111H236V110H234ZM239 111H242V110H239ZM238 111V112H239ZM253 110H251V111H249V112H252ZM62 112V111H61ZM61 112L60 113H58V114H60V116L62 117V115H64V114H62L61 115ZM68 112V111H67ZM67 112H66V114H67ZM96 112V111H95ZM101 112V111H100ZM104 112H105V110H104ZM113 112V111H112ZM127 112V111H126ZM125 112V113H126ZM147 112V111H146ZM173 112V113H174ZM189 112V111H188ZM216 112V111H215ZM219 112V111H218ZM217 112V113H218ZM237 111H236V113H238ZM253 112V113H254ZM2 112L0 111V118H1V120H3L5 117H6V114L4 113V114H1ZM17 113V112H16ZM22 113V112H21ZM21 113H18V114H21ZM31 113V112H30ZM37 113V112H36ZM47 113H50V112H47ZM63 113V112H62ZM108 113V112H107ZM107 113H105V114H107ZM118 113V112H117ZM124 113V114H125ZM167 113H168V111H167ZM173 113H172V115H173ZM174 113V114H175ZM189 113H191V112H189ZM195 113V112H194ZM209 113V112H208ZM221 113V112H220ZM225 113H226V111H225ZM121 114V113H120ZM123 114V113H122ZM132 114H135V113H131V115ZM140 113H138V115H139ZM151 114V113H150ZM149 114V115H150ZM177 114H179V113H177ZM181 114V113H180ZM193 114V113H192ZM191 114V115H192ZM235 114V113H234ZM249 114V113H248ZM255 114V113H254ZM257 114V113H256ZM14 115H15V113H14ZM69 115H66V116H69ZM127 116H128V114H126ZM138 115H135L136 117H140V116H138ZM162 115V114H161ZM164 116H165V114H163ZM162 115V116H163ZM168 115V114H167ZM183 115V114H182ZM181 115V116H182ZM190 115V114H189ZM250 115V114H249ZM253 115V114H252ZM19 116H21V115H19ZM54 116H56V115H54ZM59 116V117H60ZM102 116V115H101ZM112 116L113 115H111L110 117L112 118ZM120 117H122L121 115H119ZM134 116V117H135ZM155 116H157V115H155ZM158 116H159V113H158ZM175 116V115H174ZM207 116V115H206ZM241 116V115H240ZM251 116V115H250ZM257 116V115H256ZM16 117V116H15ZM28 117V116H27ZM47 118H48V116H46ZM57 117V116H56ZM110 117H109V119H110ZM114 117V116H113ZM125 116H123V118H124ZM129 117H132V116H130V112H129V116H128V119H129ZM142 117V116H141ZM146 117V116H145ZM169 117V116H168ZM171 117V116H170ZM189 117H191V116H189ZM219 117H221V116H219ZM225 117V116H224ZM227 117V116H226ZM224 118L223 120H218L217 119V121H218V123L217 124H215L214 125V123H213V125L211 124V125H205V122L202 124L203 126H202V128H199V127H201L200 126V124H198V123H193L192 121L191 122H189L188 120H187V128L186 127H180V130H182V129H184V128H186V131H185V135L187 134V133H189V136L188 137H190V138H192V139H200V137L201 136H209L208 138H211V141H213V139L214 138H216L217 136H219L221 139L223 138V141L227 138V137H236V136H240L239 138H242V137H244V140H246V138H245V136H249V138H251L252 136H253V134L256 132V135H258V136H260L261 137V133L260 132H262V130H259L260 129V124H261V120H260V118L259 117H257V119H256V117L254 116V118L255 119H250L249 120V123H247V124H243L244 122H242V123H240V122H236V120H234L233 118ZM245 118L246 117H249V116H244ZM8 118H10L9 116H8ZM17 118V117H16ZM19 118V117H18ZM25 118H26V116H25ZM55 118V117H54ZM69 118V117H68ZM101 118V117H100ZM133 118V117H132ZM150 118V117H149ZM161 118H163V117H161ZM160 118V119H161ZM167 118V117H166ZM163 119V120H167V119ZM185 118V117H184ZM203 118V117H202ZM223 118V117H222ZM250 118V117H249ZM11 119V118H10ZM46 119V118H45ZM49 119V118H48ZM50 119H52V116L50 117ZM56 119V118H55ZM55 119H53V120H55ZM59 119V118H58ZM62 119H65L64 117L62 118ZM60 120V121H64V120ZM107 119H108V115H107ZM117 119V118H116ZM118 119H121V118H118ZM126 119H127V117H126ZM127 119V120H128ZM159 119V120H160ZM171 119V118H170ZM182 119V118H181ZM181 119H179V120H181ZM187 119H189V118H187ZM196 119V118H195ZM211 119V118H210ZM241 119H242V116H241ZM33 120V119H32ZM52 120V121H53ZM67 119H65V121H66ZM70 120V119H69ZM123 120V119H122ZM127 120H125L124 122H126ZM134 121L135 122V118H133V120L132 119H129V121L128 122H131V121ZM155 120V119H154ZM153 120V121H154ZM159 120H157V121H159ZM162 120V121H163ZM174 120V119H173ZM244 120V119H243ZM242 120V121H243ZM248 120V119H247ZM258 120V121H257ZM31 121V120H30ZM35 121V120H34ZM40 121H42V120H40ZM39 121V122H40ZM47 121V120H46ZM46 121H45V123H46ZM110 121V120H109ZM108 121V122H109ZM121 121V120H120ZM146 121V120H145ZM144 121V122H145ZM168 121V120H167ZM183 121V120H182ZM237 121H239V120H237ZM3 122V121H2ZM8 122V121H7ZM32 122V121H31ZM38 122V121H37ZM47 122H49V121H47ZM54 122V121H53ZM52 122V124H54ZM69 122V121H68ZM107 122V121H106ZM106 122H104L105 124L104 125H106L107 123ZM113 122V120H111L108 124L109 125H111V124H113L112 123ZM117 122V121H116ZM136 122H137V120H136ZM147 122V121H146ZM149 122V121H148ZM171 122H172V120H171ZM211 122V121H210ZM75 123V124H76ZM79 123V124H80ZM115 123V122H114ZM149 123H151V122H149ZM148 123V124H149ZM157 123V122H156ZM164 123H166V121H163V124H161V127H162V125H164ZM206 123H207V121H206ZM209 123V122H208ZM256 123V124H255ZM28 124H30V123H27V125ZM39 124V123H38ZM37 124V125H38ZM47 124V123H46ZM57 124V123H56ZM61 124V123H60ZM60 124H57V126H60ZM74 124V126H76ZM79 124H78V126H79ZM133 124V123H132ZM137 125V123H134V125ZM139 124V123H138ZM159 124V123H158ZM8 125V124H7ZM26 125V126H27ZM41 125H43V124H40L39 126H41ZM68 125V124H67ZM67 125H66V129H67ZM69 125V126H70ZM103 125V126H104ZM109 125H107V126H109ZM121 125H124V123H122ZM130 125V123H128V126ZM133 125V126H134ZM151 125V124H150ZM150 125H149V127H150ZM169 125H171L170 123H169ZM175 125V124H174ZM178 125H180V124H178ZM186 125V124H185ZM9 126V125H8ZM55 126V125H54ZM68 126V127H69ZM78 126H76V127H78ZM80 126H81V124H80ZM96 126H98V127H100L99 125H96ZM96 126H94L95 127V129H97V127ZM115 126H117V125H115ZM132 126V127H133ZM146 126H148V125H146ZM145 126V128H147ZM173 126V125H172ZM24 127H25V125H24ZM24 127H23V129L22 130H26L25 131V134H26V132L27 131H29L30 132V135H31V128L30 129H28V127L29 126H27L26 127V129H24ZM51 127V126H50ZM65 127V125L63 126V128ZM73 127V126H72ZM93 127V126H92ZM102 127V126H101ZM125 128L127 127L126 126V124H125V126H124ZM130 127H131V125H130ZM136 127H139V126H136ZM136 127H134V128H136ZM149 127L147 128V129H149ZM152 127V126H151ZM160 126L158 125V128H159ZM165 127H167V126H165ZM165 127H163V128H165ZM8 128V127H7ZM20 128V127H19ZM19 128H18V130H19ZM22 128V127H21ZM37 128V127H36ZM35 128V129H36ZM42 128V127H41ZM62 128V127H61ZM69 128H71V126L69 127ZM82 128V127H81ZM107 128V127H106ZM120 128H121V130H123L122 129V126H120ZM120 128H119V130H120ZM129 127H127L126 129H128ZM145 128H143V129H145ZM177 128V127H176ZM255 128H256V130H255ZM257 128H258V130H257ZM55 129H56V126H55ZM73 129V128H72ZM71 129V130H72ZM76 128H74V130H75ZM83 129H86V128H83ZM87 129H89V128H87ZM115 129H117V127L115 128ZM137 129H139V128H137ZM162 129V128H161ZM172 129V128H171ZM263 129V128H262ZM15 130V129H14ZM22 130H20V131H22ZM46 130H48L47 132L49 133V138H50V136H51V131L49 130V129H46ZM51 130H53V128H51ZM58 130V132L57 133H62V135H61V138H63L64 137V135H63V132H59V130H60V128H58L57 129ZM62 130H64V129H62ZM73 130V131H74ZM79 130V129H78ZM91 130V129H90ZM90 130H88V131H90ZM108 130V129H107ZM112 130V129H111ZM120 130V131H121ZM146 130V129H145ZM153 130H154V128H153ZM6 131V130H5ZM41 131V130H40ZM43 131H45V130H43ZM43 131H42V133H43ZM54 132H55V130H53ZM87 131V132H88ZM99 131V130H98ZM113 131V130H112ZM119 131V132H120ZM124 131V130H123ZM129 131V130H128ZM133 131H134V129H133ZM144 131V130H143ZM169 131H172V130H169ZM13 132V131H12ZM38 132H39V130H38ZM68 133L69 132H71V131H67ZM92 132H93V130H92ZM96 132V131H95ZM118 132V131H117ZM118 132V133H119ZM149 132V131H148ZM152 132V131H151ZM158 132H161V131H158ZM4 133V132H3ZM6 133V132H5ZM16 133V132H15ZM19 133V132H18ZM33 133H34V131H33ZM48 133H46L45 132V134H48ZM56 133V132H55ZM54 133V134H55ZM56 133V134H57ZM82 133V132H81ZM84 133H85V131H84ZM91 133V132H90ZM97 133V132H96ZM102 133V132H101ZM113 133V132H112ZM126 133V132H125ZM130 133H132V132H130ZM135 133V132H134ZM155 133V132H154ZM153 133V134H154ZM165 133V132H164ZM17 134V133H16ZM22 134H24V131L22 132ZM24 134V135H25ZM29 134V133H28ZM53 134V133H52ZM87 134H89V133H87ZM92 134H94V133H92ZM98 134H100V132L98 133ZM107 134V133H106ZM105 134V135H106ZM110 134V133H109ZM156 134V133H155ZM166 134V133H165ZM170 134V133H169ZM181 134V133H180ZM184 134H183V138H182V142H184L183 144L185 145V147H186V154L184 155V156H172V157H170L169 155H167V149H166V145L165 146H161L160 147V145H155L154 143L153 144H151L150 145V147L147 145V144H143V149H142V152L145 154V155H147V158L149 159V161H151V162H158V163H160V160L162 159L163 161H165V162H168V165L170 166V167H176V166H179V169H181L182 171H185V173H187V170L189 169L188 168V166L186 165V163L188 162V160H190L191 158H192V153H191V150L192 149H190L189 148V144H190V138H188L187 136H186V138L187 139H185V136H184ZM0 135L2 136V135H4V134H2V133H0ZM10 135V134H9ZM12 135V134H11ZM30 135H29V137H30ZM41 135V134H40ZM43 136H46V135H44V134H42ZM66 135V134H65ZM70 135V134H69ZM69 135H68V137H69ZM83 135H85V134H83ZM82 135V136H83ZM101 135V134H100ZM104 135V136H105ZM122 135V134H121ZM128 135V134H127ZM126 135V136H127ZM145 135H146V133H145ZM160 135V134H159ZM255 135V136H256ZM13 136V135H12ZM21 136V135H20ZM31 136H33V135H31ZM35 136V135H34ZM59 136V135H58ZM58 136H57V138H58ZM63 136V137H62ZM94 136V135H93ZM117 136H118V134H117ZM122 136H124V135H122ZM148 136V135H147ZM2 137H4V136H2ZM2 137H1V142H2ZM14 137V136H13ZM13 137H10L11 139H13ZM17 137V136H16ZM26 137V136H25ZM24 137V138H25ZM28 137V138H29ZM37 137H39V136H37ZM42 137V136H41ZM88 137H89V135H88ZM87 137V138H88ZM97 137V136H96ZM102 137H103V135H102ZM113 137V136H112ZM153 137H154V135H153ZM6 138H8V137H4V141H6L5 139ZM31 138V137H30ZM30 138H29V142H30ZM44 138V137H43ZM42 138V139H43ZM60 138V137H59ZM80 138V137H79ZM122 138V137H121ZM124 138V137H123ZM218 138V137H217ZM238 138V139H239ZM19 139V138H18ZM34 139H35V137H34ZM42 139H40L41 141H42ZM52 139H53V137H52ZM65 139H66V137H65ZM98 139V138H97ZM100 139H101V136H100ZM103 139V138H102ZM102 139L100 140V141H102ZM113 139V138H112ZM130 139V138H129ZM191 139V140H192ZM232 139V138H231ZM233 139H235V138H233ZM243 139V138H242ZM241 139V142L242 141H244V140H242ZM22 140V139H21ZM28 140V139H27ZM45 140H46V138H45ZM60 140V139H59ZM69 140H70V138H69ZM94 140H95V138H94ZM104 140V139H103ZM134 140V139H133ZM136 140H137V138H136ZM202 141H203V139H201ZM240 140V139H239ZM262 140H264L263 138H262ZM9 141V140H8ZM49 142H50V140H48ZM61 141V140H60ZM79 141V140H78ZM90 141V140H89ZM88 141V142H89ZM99 141V142H100ZM222 141V140H221ZM238 141V140H237ZM261 141V140H260ZM14 142V141H13ZM16 142H18V141H16ZM20 142V141H19ZM27 142V141H26ZM43 142H44V140H43ZM52 142V141H51ZM62 142V141H61ZM67 142V141H66ZM82 142V141H81ZM85 143L84 144H86L87 143V140L85 139V141H84ZM108 140H107V144H108ZM113 142V141H112ZM116 142H117V140H116ZM135 142V141H134ZM133 142V143H134ZM157 143L159 142V141H156ZM220 142V141H219ZM248 142V141H247ZM257 142V141H256ZM12 143V142H11ZM59 143V142H58ZM63 143V142H62ZM69 143V142H68ZM76 143V142H75ZM89 143H91V142H89ZM104 142H102V144H103ZM105 143H106V141H105ZM131 143V142H130ZM133 143H132V145H133ZM169 146L171 145V141L170 140H168L167 142H166ZM181 143V142H180ZM196 143V142H195ZM195 143H193V144H195ZM209 143V142H208ZM250 143V142H249ZM249 143H247V144H249ZM255 143V142H254ZM1 144V143H0ZM3 144H5V143H3ZM3 144H2V146H3ZM14 144H15V142H14ZM17 144V146H18V144L19 145H22L21 143H16ZM15 144V145H16ZM24 144L27 146V144L24 142ZM30 144H31V142H30ZM32 144H33V142H32ZM61 144V143H60ZM96 144H101V143H96ZM96 144H93L94 146H96ZM115 144V143H114ZM125 144V143H124ZM136 144V143H135ZM176 144V143H175ZM198 144H200V143H197V145H195V147L197 146L198 147ZM205 144H207V142L205 143ZM220 144L221 143H219V144H217V142H211V146H213V147H217L218 145L220 146ZM231 144H233V143H231ZM236 144V143H235ZM240 144V143H239ZM261 144V143H260ZM7 145H9V143H7ZM12 145H13V143H12ZM37 145V144H36ZM41 145V144H40ZM43 145V144H42ZM47 145V144H46ZM76 145V144H75ZM91 145H92V143H91ZM91 145H87V146H89V147H92ZM163 145V144H162ZM221 145H223V144H221ZM227 145H228V143H227ZM256 145H258V143H256ZM10 146V145H9ZM56 146H57V144H56ZM80 146H82V144H80ZM116 146H118V144L116 145ZM122 146V145H121ZM125 146V145H124ZM135 146V145H134ZM136 146H138V144L136 145ZM168 146V147H169ZM210 146V147H211ZM218 146V147H219ZM229 146V145H228ZM228 146L226 147V148H228ZM254 146V145H253ZM4 147H5V145H4ZM20 147V146H19ZM59 147V146H58ZM88 147V148H89ZM119 147V146H118ZM196 147V148H197ZM199 147L201 148L202 146H200L199 145ZM230 147V146H229ZM10 148V147H9ZM18 148V147H17ZM25 148V146L23 147V149ZM29 148H31L30 147V145H29ZM28 148V149H29ZM35 148V147H34ZM84 148V147H83ZM82 148V149H83ZM94 148H96V147H94ZM175 148V147H174ZM174 148H172V150L174 149ZM241 148V147H240ZM259 148V147H258ZM20 149H21V147H20ZM20 149H17L18 150V154H20L19 153V150ZM32 149H33V147H32ZM66 149V148H65ZM81 149V150H82ZM86 149V148H85ZM108 149V148H107ZM111 149H113V148H111ZM115 149H117V147L115 148ZM114 149V150H115ZM122 149V148H121ZM136 149V148H135ZM140 149V148H139ZM182 149V148H181ZM202 149L205 151V149H206V147H202ZM209 149V148H208ZM221 149V148H220ZM219 149V152L221 151ZM225 148H222V150H224ZM254 149H255V147H254ZM260 149V148H259ZM258 149V150H259ZM9 149H7L6 151H8ZM14 150H16V149H14ZM35 150V149H34ZM39 150H41V148L39 149ZM38 150V151H39ZM51 150V149H50ZM64 150V149H63ZM84 150V149H83ZM103 150V149H102ZM195 150V149H194ZM207 150V149H206ZM22 151V150H21ZM24 151H26V150H24ZM23 151V152H24ZM93 151L94 150H92V153H93ZM101 151V150H100ZM106 151V150H105ZM107 151H109V150H107ZM111 151V150H110ZM126 151V150H125ZM193 151V150H192ZM201 152H200V154L202 153V150H200ZM226 151H227V149H226ZM226 151H223V152H226ZM2 152V151H1ZM22 152V153H23ZM44 152H47V151H44ZM43 152V153H44ZM62 153H64L65 151H61ZM90 152V151H89ZM98 152V151H97ZM123 152H124V150H123ZM121 150H119V148H118V150L117 151H115V152H112L113 154L109 157V155L107 156V157H105L106 158V160H105V162H103V159L101 158V159H99V162L102 160V162H103V164H104V167H103V165L101 166L102 168H101V170L103 169V171H101L102 172V174H104L105 176L107 175V176H111V180H112V182H113V184L114 183H117L118 185L120 184V183H125L126 184V181H124V180H126L128 177H130V175H129V173H128V177L126 176L127 175V173H126V171H128L127 170V163L128 162H126V160H125V158L126 157H124V155L123 154H126L125 152L123 153ZM195 152V151H194ZM199 152V151H198ZM198 152L196 151L195 153L196 154H198ZM206 152V151H205ZM208 152H209V150H208ZM212 152H213V150H212ZM216 152V151H215ZM9 153V152H8ZM24 153H26V152H24ZM28 153V152H27ZM31 153V152H30ZM60 153V152H59ZM73 153V152H72ZM91 153V152H90ZM102 153V152H101ZM129 153V155H128V161H129V159H130V161L131 160H133V165H134V168L132 167L131 168V171H133L134 172V170L136 169V167H137V165H136V159L139 157V156H137V152L136 151H130V152H128ZM204 153V152H203ZM207 153V152H206ZM211 153V152H210ZM255 153V152H254ZM1 154V153H0ZM33 154V153H32ZM34 154H36V153H34ZM33 154V155H34ZM57 154H58V152H57ZM105 154V153H104ZM214 154H216V153H214ZM250 154V153H249ZM248 153H247V155H249ZM6 155H7V159H8V154L6 153L5 154V158H6ZM24 155V154H23ZM25 155H27V154H25ZM49 155V154H48ZM47 155V156H48ZM80 155V154H79ZM83 155V154H82ZM81 155V156H82ZM86 155V154H85ZM89 155V154H88ZM91 155V154H90ZM93 155V154H92ZM101 155V154H100ZM99 155V156H100ZM204 155V154H203ZM213 154H211L210 155V157L212 156ZM217 155V154H216ZM215 155V156H216ZM218 155H219V153H218ZM224 155V154H223ZM247 155H246V157H247ZM251 155V154H250ZM256 155V154H255ZM2 156V155H1ZM31 156V155H30ZM42 156H43V154H42ZM53 156V155H52ZM208 156V155H207ZM220 156V155H219ZM222 156V155H221ZM227 156V155H226ZM254 156V155H253ZM25 157V156H24ZM40 156H38V158H39ZM84 157V156H83ZM97 157H98V155H97ZM102 157H104V156H102ZM200 157V156H199ZM202 157V156H201ZM210 157H207L206 159H211ZM223 157V156H222ZM257 157H258V155H257ZM256 157V158H257ZM11 158H12V156H11ZM15 158V157H14ZM27 158V157H26ZM25 158V159H26ZM29 158V157H28ZM32 158V157H31ZM36 158H37V156H36ZM43 158V157H42ZM41 158V159H42ZM70 158V157H69ZM73 158H76L75 157V153H74V156H73ZM204 158V157H203ZM202 158V159H203ZM254 158V157H253ZM49 159V158H48ZM79 159V158H78ZM82 159V158H81ZM80 159V160H81ZM216 159V157L215 158H212V160H215ZM221 159V158H220ZM250 159V158H249ZM252 159V158H251ZM259 159V158H258ZM33 160V159H32ZM35 160H37V159H35ZM51 160V159H50ZM58 160V159H57ZM56 160V161H57ZM63 159H61V161H62ZM218 160V159H217ZM264 160V159H263ZM263 160H261V161H263ZM1 161V160H0ZM4 161V160H3ZM5 161H7V160H5ZM10 162H11V160H9ZM19 161V160H18ZM17 161V162H18ZM24 161V160H23ZM28 160H26V162H27ZM43 161L46 163V161H45V159H43ZM43 161H41V162H43ZM65 161V160H64ZM238 161H241V159H236V162L238 163ZM251 161H253V159L251 160ZM256 162H257V160H255ZM255 161H253V162H255ZM260 161V160H259ZM29 162V161H28ZM27 162V163H28ZM35 162V161H34ZM33 162V163H34ZM37 163L39 162V160H37L36 161ZM41 162L39 163L40 165L39 166H41L42 167V165H41ZM44 162H43V164H44ZM54 162V161H53ZM53 162H51V163H53ZM68 162H71V161H68ZM68 162H66L67 164H68ZM81 162V161H80ZM98 162V161H97ZM96 162V163H97ZM24 163V162H23ZM82 163V162H81ZM80 163V164H81ZM208 163H210V161L208 162ZM244 163V162H243ZM264 163V162H263ZM28 164H31V162L30 163H28ZM91 164V163H90ZM93 164V163H92ZM95 164V163H94ZM93 164V165H94ZM132 164V163H131ZM152 164V163H151ZM190 164V163H189ZM188 164V165H189ZM221 164V163H220ZM227 164V163H226ZM234 164V163H233ZM252 164H254V163H252ZM251 164V165H252ZM19 165V164H18ZM26 165V164H25ZM35 165V164H34ZM33 165V166H34ZM50 165H52V164H50ZM49 165V166H50ZM58 165H59V163H58ZM142 165H143V162H142ZM158 165V164H157ZM228 165H229V163H228ZM230 165H232V164H230ZM260 165V164H259ZM4 166V165H3ZM2 166V167H3ZM9 166V165H8ZM7 166V167H8ZM38 166V167H39ZM59 166H61V165H59ZM75 166H76V164H75ZM84 166H85V162H84ZM88 166H90L89 164H88ZM88 166L85 168V169H87L88 168ZM109 168H108V167ZM121 166V167H120ZM144 166V165H143ZM150 167H151V165H149ZM191 166H193L194 167V165H191ZM196 166V165H195ZM197 166H198V164H197ZM202 166V165H201ZM213 166V165H212ZM239 167H240V165H238ZM262 166H263V164H262ZM6 167V168H7ZM12 167H14V165L12 166ZM61 167H63V166H61ZM71 167V166H70ZM92 167V166H91ZM90 167V169H92ZM100 168L99 166H94V172H95V169L96 168ZM107 167V168H106ZM120 167V170H118V168ZM150 167L148 168V169H150ZM224 167V166H223ZM226 167H228V166H226ZM226 167H225V169H226ZM229 167H231V166H229ZM252 167V166H251ZM264 167V166H263ZM26 168V167H25ZM34 168V167H33ZM64 168V167H63ZM97 168V169H98ZM130 168V167H129ZM141 168H146V167H141ZM257 168V167H256ZM9 169V168H8ZM12 169V168H11ZM29 169H31V168H29ZM42 169V168H41ZM44 169V168H43ZM42 169V170H43ZM60 169V168H59ZM62 169V168H61ZM64 169H66V168H64ZM68 170H70V168L68 167L67 168ZM72 169V168H71ZM74 169V168H73ZM80 169V168H79ZM96 169V170H97ZM147 169V168H146ZM148 169H147V171H148ZM177 169V168H176ZM192 169V168H191ZM194 169V168H193ZM222 169H224V168H222ZM227 169H229V168H227ZM21 170V169H20ZM53 170V169H52ZM58 170V169H57ZM63 170V169H62ZM93 170H91L92 172H93ZM138 170V169H137ZM170 170H171V168H170ZM214 171H215V169H213ZM230 170V169H229ZM232 170V169H231ZM235 170H237V169H235ZM242 170V169H241ZM260 170V169H259ZM2 171H3V169H2ZM12 171H13V169H12ZM15 171V170H14ZM26 171V170H25ZM38 171H39V169H38ZM37 171V169H36V172H38ZM54 171H55V169H54ZM75 171V170H74ZM73 171V172H74ZM81 171V170H80ZM85 171H87V170H85ZM85 171H84V173H85ZM120 171V172H119ZM146 171V170H145ZM146 171V172H147ZM160 171H162V170H160ZM261 171H264V169L262 168V170ZM9 172H10V170L8 171V173H7V175H8V178H9ZM31 172H33V171H31ZM40 172V171H39ZM49 172H50V170H49ZM59 172H61V171H59ZM63 172H65V170L63 171ZM62 172V173H63ZM82 173H83V171H81ZM96 172H98V171H96ZM101 172H100V174H101ZM129 172H130V170H129ZM157 172H158V170H157ZM190 172L192 173V171L190 170ZM237 172V171H236ZM248 172H250V169H249V171ZM12 173V172H11ZM42 173H43V171H42ZM48 173V172H47ZM66 173V172H65ZM65 173H63V175H62V177H64V175H65ZM75 173V172H74ZM77 173V172H76ZM75 173V174H76ZM82 173L80 174L79 173V175H77V176H80V177H78V178H81V176H82ZM91 173V172H90ZM89 173V170H88V174H90ZM99 173V172H98ZM137 173V172H136ZM144 173V172H143ZM215 173H217V171L215 172ZM214 173V174H215ZM218 173H219V170H218ZM251 173H252V171H251ZM255 173H258V172H255ZM259 173H260V171H259ZM258 173V174H259ZM15 174V176H17L16 174L17 173H14ZM37 174V173H32V175L28 172V175H30V176H32V178L33 177H35L36 178V181H38L39 180V182H37V183H39V184H41L42 183V178L40 179V177H42L44 174H42V176H39L38 178L39 179H37V176H38V174H37V176H35V175ZM54 174H56V171H55V173ZM66 174H68V172L66 173ZM86 174V173H85ZM92 174V173H91ZM99 174V177H101L100 179H102L103 180V176H101ZM171 174V173H170ZM221 174V173H220ZM260 174H263L262 172L260 173ZM259 174V175H260ZM4 175V174H3ZM19 175H21V173L19 174L18 173V176ZM51 175V174H50ZM60 175V174H59ZM69 175V174H68ZM67 175V176H68ZM71 175H72V171H71ZM93 175V174H92ZM91 175V177H93L94 178V176L96 175L97 176V174H95L94 176H92ZM134 175H136V174H134ZM156 175H157V173H156ZM176 175V174H175ZM227 174H225V176H226ZM256 175V174H255ZM6 176V175H5ZM4 176V177H5ZM11 176H12V174H11ZM10 176V177H11ZM73 177H75L76 175H72ZM89 176V175H88ZM132 176V175H131ZM141 176V175H140ZM148 175H146V177H147ZM155 176V175H154ZM173 176V175H172ZM171 176V177H172ZM176 176H178V173H177V175ZM185 177H186V175H184ZM224 176V177H225ZM248 176H249V173H248ZM264 176V175H263ZM20 177V176H19ZM19 177H17V179L19 178ZM27 177V174L25 175V178ZM29 177V176H28ZM44 177V176H43ZM51 177V176H50ZM58 177V176H57ZM69 177H71L70 175H69ZM83 177V176H82ZM98 177V176H97ZM97 177L94 179V180H96L97 179ZM99 177H98V179H99ZM103 177V178H102ZM135 177V176H134ZM134 177L132 176L131 178L132 179H134ZM174 177V176H173ZM234 177V176H233ZM236 177H237V175H236ZM8 178H2V176H1V184H2V182H3V180H5V179H8ZM24 178V179H25ZM32 178H29L30 180H35V179H32ZM53 179H55V177H52ZM72 178V177H71ZM78 178H77V180H78ZM131 178H128L130 181L132 180ZM138 178V177H137ZM177 178V177H176ZM184 177L182 176V179H183ZM229 178V177H228ZM254 178V177H253ZM253 178H251V180L253 179ZM258 178V177H257ZM260 178H262V176H260L259 177V179ZM11 179V178H10ZM10 179H8V180H10ZM13 179L15 180L16 178H14V176H13ZM28 178H26V180H27ZM28 179V180H29ZM50 179V178H49ZM48 179V180H49ZM52 179V180H53ZM64 179V178H63ZM76 178H73V180H75ZM88 179H90L89 177H88ZM178 179V178H177ZM259 179H255L254 178V180H259ZM8 180H5L6 182L8 181ZM29 180V181H30ZM52 180H50L49 182H50V184L52 183L53 184V182H51ZM58 180V179H57ZM65 180V179H64ZM66 180L68 181L69 180V182H70V179H68V178H66ZM104 180H106L105 178H104ZM151 180V179H150ZM176 180V179H175ZM180 180V179H179ZM189 180V179H188ZM187 180V181H188ZM193 180V179H192ZM202 180V179H201ZM222 180V179H221ZM236 180V179H235ZM238 180V179H237ZM246 180V179H245ZM248 181L250 180V179H247ZM246 180V181H247ZM264 180V179H263ZM55 181V180H54ZM60 181V180H59ZM100 181V180H99ZM98 180H97V182H99ZM137 181V180H136ZM141 181H143V180H141ZM140 181V182H141ZM155 181V180H154ZM182 180H180V182H181ZM203 181V180H202ZM204 181H205V176H204ZM208 181V180H207ZM214 181V180H213ZM218 181V180H217ZM217 181H215V183L217 182ZM245 181V182H246ZM12 181H10L9 183H11ZM14 182V181H13ZM22 182V181H21ZM25 182V181H24ZM33 181H31V184L33 185L34 183H32ZM45 182V181H44ZM43 182V183H44ZM61 182V181H60ZM95 182V181H94ZM134 182V181H133ZM148 182V181H147ZM147 182H144V183H147ZM151 182V181H150ZM149 182V183H150ZM179 182V183H180ZM194 182V181H193ZM197 182V181H196ZM220 182V181H219ZM224 182V181H223ZM260 182H262V181H260ZM17 183H18V180H17ZM17 183H15V184H17ZM29 183V182H28ZM36 183V182H35ZM71 183V182H70ZM73 183H75V181L73 182ZM80 183V182H79ZM79 183H76V184H74L73 186L75 187V185H77V184H79ZM101 182H99V183H95V184H97V186H99L98 184H100ZM164 183V182H163ZM171 183H172V179H171ZM178 183V182H177ZM218 183V182H217ZM230 183V182H229ZM229 183L227 184V185H229ZM232 183V182H231ZM230 183V184H231ZM238 182H236V184H237ZM253 183H254V181H253ZM6 183H4V184H2V185H4L3 187H7V184L5 185ZM14 184V185H15ZM25 184H27L26 182H25ZM31 184H30V186H31ZM39 184H36V186L37 187H39L38 185ZM59 184V183H58ZM61 184L62 183H60V185L59 186H61ZM67 184V183H66ZM83 184V183H82ZM92 184H94V183H92ZM105 184V183H104ZM108 184V183H107ZM112 184V185H113ZM141 184V183H140ZM154 184V183H153ZM166 184V183H165ZM175 184V183H174ZM204 184V183H203ZM209 184H211V183H209ZM221 184V183H220ZM256 184H258V187H259V185H260V183L259 182H257V183H254V185L255 186H252V187H256ZM24 185V184H23ZM23 185H21L22 187L21 188H26V191H27V188L29 189V184L27 185L28 187H23ZM43 185V184H42ZM57 185V184H56ZM68 185V184H67ZM102 185V184H101ZM134 185H135V183H134ZM132 186V185H130V184H127V186H124L125 188H123V189H126L127 190V194L130 192V191H134V188H135V186ZM177 185V184H176ZM180 185H181V183H180ZM194 185V184H193ZM213 186H214V184H212ZM231 185H233V184H231ZM41 186V185H40ZM82 186H84V185H82ZM82 186H80V188L82 187ZM103 186V185H102ZM104 186H106V185H104ZM138 186H139V184H138ZM166 186V185H165ZM168 186H169V184H168ZM240 186V185H239ZM239 186H237L238 188H239ZM248 186H249V188H250V185L248 184ZM10 188L12 187V184H11V186H9ZM8 187V188H9ZM14 187H16V186H14ZM36 187V188H37ZM55 187H57V186H55ZM55 187H53L54 189H55V192L57 193V190H56V188ZM62 187V186H61ZM69 187V186H68ZM108 187V186H107ZM112 187V186H111ZM144 187V186H143ZM142 187V188H143ZM146 187V186H145ZM147 187H150V186H147ZM160 187L163 189V187L160 185ZM179 187V186H178ZM182 187V186H181ZM197 187H200V184H199V186H197ZM218 187H220V186H218ZM236 187V186H235ZM236 187V188H237ZM242 187V186H241ZM243 187H245V186H243ZM242 187V188H243ZM251 187V188H252ZM32 186L30 187V190L31 191H29V192H32ZM33 188L34 189H36L35 187H34V185H33ZM77 188H79V186L77 187ZM104 188V187H103ZM102 187L101 188H99L100 190H102L103 189ZM116 189H117V187H115ZM166 188V187H165ZM241 188V190H243ZM248 188V187H247ZM247 188H244V191H245V189H247ZM0 189H2V188H0ZM16 189H18L17 187H16ZM33 189V190H34ZM39 189V188H38ZM76 189V188H75ZM92 189V188H91ZM99 189H98V191H99ZM112 189H113V187H112ZM116 189H115V192L117 193L118 191H116ZM140 189V188H139ZM146 189V188H145ZM152 189H154L153 187H152ZM151 189V190H152ZM162 189H160V190H162ZM169 189H171L170 187H169ZM182 189V188H181ZM183 189H184V187H183ZM202 189V188H201ZM209 189V191L212 189V186H211V189L210 188H208ZM234 189V188H233ZM253 189V188H252ZM251 189V190H252ZM256 189H258V188H256ZM11 190V189H10ZM63 190V189H62ZM66 190V193H67V188L65 189ZM95 190V189H94ZM97 190V189H96ZM107 190V189H106ZM119 190V189H118ZM143 190V189H142ZM148 190V189H147ZM167 190V189H166ZM177 190V189H176ZM200 190V189H199ZM198 190V191H199ZM220 190H222V189H220ZM229 190V189H228ZM234 190H236V189H234ZM237 190H239V189H237ZM250 190V189H249ZM254 190V189H253ZM252 190V191H253ZM3 191H5V189L3 190ZM16 191H18V190H16ZM23 191H25V190H23ZM36 191V190H35ZM35 191L34 192H32V193H35ZM39 191V190H38ZM59 191H60V189H59ZM77 191V190H76ZM84 191H85V189H84ZM90 191V190H89ZM97 191V192H98ZM112 191H114V190H112ZM136 191H138V190H136ZM144 191V190H143ZM146 191V190H145ZM155 191V190H154ZM183 191V190H182ZM218 191V190H217ZM240 191V190H239ZM1 192V191H0ZM28 192V193H29ZM37 192V191H36ZM54 192V193H55ZM65 192V191H64ZM94 192V191H93ZM120 192V191H119ZM177 192V191H176ZM179 192H181V191H179ZM196 193H197V191H195ZM200 192V191H199ZM202 192V191H201ZM205 192V191H204ZM207 192V191H206ZM216 192V190L214 191V193ZM220 192V191H219ZM223 192H225V190L223 191ZM230 192V191H229ZM233 192V191H232ZM259 192H262V189L259 191ZM1 193H3V192H1ZM9 193V192H8ZM16 193V192H15ZM15 193H13L14 195H15ZM80 192H78V194H79ZM101 193V192H100ZM99 193V194H100ZM110 193H112V192H110ZM115 193V194H116ZM125 193V190H124V192H122L121 194H122V197H123V194ZM151 193V192H150ZM154 193H156V191L154 192ZM213 193V194H214ZM226 193V192H225ZM236 193V192H235ZM240 192H238V194L237 195H242V193H243V191L239 194ZM264 193V192H263ZM4 194H6L5 192H4ZM12 194V193H11ZM36 194V193H35ZM76 194V193H75ZM90 194V193H89ZM133 194V193H132ZM158 194V193H157ZM164 194V193H163ZM179 194V193H178ZM182 194V193H181ZM180 194V195H181ZM190 194H191V192H190ZM193 194V193H192ZM195 194V193H194ZM200 194V193H199ZM202 194H203V192H202ZM207 193H205V195H206ZM217 194L219 195V193L217 192ZM223 194V193H222ZM221 194V195H222ZM230 194V193H229ZM228 194V196H230ZM233 194V193H232ZM1 195V194H0ZM28 195V194H27ZM32 195H34V194H32ZM32 195H29V197H27V200H30V199H32ZM37 195V194H36ZM53 195V194H52ZM51 195V196H52ZM56 195V194H55ZM68 195V194H67ZM113 195V194H112ZM112 195H111V197H112ZM148 195V194H147ZM168 195H169V193L167 194V197H168ZM177 195V194H176ZM201 195V194H200ZM204 195V196H205ZM237 195H235V196H237ZM255 195V194H254ZM253 195V196H254ZM260 195H261V193H260ZM79 196V195H78ZM81 196V195H80ZM80 196H79V199H80ZM83 196H84V194H83ZM121 196V195H120ZM120 196H116V197H118V198H122V197H120ZM128 196V195H127ZM144 196V195H143ZM188 196V195H187ZM192 195H190V197H191ZM208 196V195H207ZM217 196V195H216ZM215 196V197H216ZM244 196V195H243ZM12 197V196H11ZM22 197V196H21ZM26 197V196H25ZM60 197H62V198H64L62 195L60 196ZM88 197V196H87ZM108 197V196H107ZM133 197V196H132ZM148 197V196H147ZM150 197H152V196H150ZM161 197H163L162 195H161ZM160 197V198H161ZM172 197V196H171ZM176 197H179V196H176ZM183 197H184V194H183ZM189 197V198H190ZM199 197H201V196H199ZM214 197V198H215ZM231 197V196H230ZM233 197V196H232ZM239 197V196H238ZM255 197V196H254ZM253 197V198H254ZM127 198V197H126ZM125 198V199H126ZM159 198V197H158ZM157 198V199H158ZM160 198L158 199V200H160ZM174 198V196L171 198V199H173ZM180 198V197H179ZM192 198V197H191ZM190 198V199H191ZM197 198V197H196ZM204 198V197H203ZM209 198H211V197H209ZM213 198V197H212ZM212 198L210 199V201H212L211 203H213V200H212ZM218 198V197H217ZM241 198H242V196H241ZM244 198V197H243ZM248 198H250V197H248ZM252 197H251V199H253ZM1 199V198H0ZM16 199V198H15ZM18 199V198H17ZM23 199V198H22ZM56 199V198H55ZM54 199V200H55ZM82 199V198H81ZM80 199V200H81ZM123 199V198H122ZM121 199V200H122ZM165 199V198H164ZM175 199V198H174ZM199 199V198H198ZM228 199V198H227ZM231 199H235V197H233V198H231ZM230 199V202L232 201ZM251 199H249V201L251 200ZM262 199V198H261ZM12 199H10L9 198V201H11ZM19 200V199H18ZM33 200V199H32ZM37 200V199H36ZM40 200V199H39ZM39 200H37V201H39ZM68 200V199H67ZM87 200V199H86ZM105 200V199H104ZM121 200H119V201H121ZM139 200V199H138ZM148 200V199H147ZM153 200V199H152ZM162 200V199H161ZM169 200H170V198H169ZM219 200H221V199H219ZM242 200V202L244 201V200H246V199H241ZM241 200H239V202L241 201ZM6 201V200H5ZM14 201V200H13ZM41 201H43V200H41ZM76 201V200H75ZM74 201V202H75ZM91 201V200H90ZM109 201H110V198H109ZM114 201V200H113ZM117 201H118V199H116V201H115V203H117ZM123 201H124V199H123ZM142 201V200H141ZM145 201V200H144ZM184 201V200H183ZM189 201V200H188ZM195 201V200H194ZM202 201V200H201ZM208 201H209V199H208ZM223 201V200H222ZM259 201V199L257 200V203H263L262 201L263 200H261L260 202H258ZM16 202H17V200H16ZM33 202V201H32ZM54 202V201H53ZM58 202V201H57ZM56 202V203H57ZM93 202V201H92ZM157 202L158 201H156V204H157ZM164 202V201H163ZM167 202V201H166ZM186 202V201H185ZM224 202V201H223ZM234 202V201H233ZM248 202V201H247ZM11 203H13V202H11ZM30 203V202H29ZM37 203V202H36ZM55 203V202H54ZM66 203V202H65ZM86 203V202H85ZM94 203V202H93ZM95 203H97V202H95ZM102 203V202H101ZM100 202H99V204H100V207H102ZM110 203V202H109ZM128 203V202H127ZM136 203V202H135ZM140 203V202H139ZM148 203H149V200H148ZM159 203V202H158ZM172 203V202H171ZM171 203H170V206H171ZM181 202H179V204H180ZM183 203V202H182ZM181 203V204H182ZM220 203H222V202H220ZM226 203V202H225ZM228 203V202H227ZM227 203L225 204V206L227 205ZM19 204V203H18ZM58 204V203H57ZM69 204V203H68ZM75 204V203H74ZM111 204V203H110ZM119 204V203H118ZM121 204V203H120ZM153 204H155V203H153ZM174 204V203H173ZM181 204H180V206H181ZM217 204H218V201H217ZM223 204V203H222ZM242 204V203H241ZM1 205H3V204H1ZM12 206H13V204H11ZM10 205V206H11ZM33 205V204H32ZM49 206H50V203L48 204ZM94 205V204H93ZM108 205L109 204H107V208H108ZM117 205V204H116ZM123 205V204H122ZM140 205H141V203H140ZM149 205V204H148ZM147 205V206H148ZM175 205V204H174ZM185 205H187V203H185ZM234 205V204H233ZM233 205H229V206H233ZM237 205V204H236ZM236 205H234V206H236ZM255 205V204H254ZM254 205L251 207V208H254L255 209V207H254ZM257 205V204H256ZM262 205V204H261ZM264 205V204H263ZM262 205V206H263ZM9 206V207H10ZM17 206V205H16ZM29 206H30V204H29ZM59 206V205H58ZM65 206H66V204H65ZM88 206V205H87ZM96 206V205H95ZM97 206H99V205H97ZM111 207L113 206L112 204L110 205ZM109 206V207H110ZM130 207H131V205H129ZM156 206V205H155ZM177 206V205H176ZM192 206H194V205H191L190 207H192ZM201 206V205H200ZM206 206V205H205ZM205 206H203V208L205 207ZM212 206H213V204H212ZM261 206V207H262ZM2 207V206H1ZM15 207V206H14ZM33 207V206H32ZM37 207H39V206H37ZM41 207V206H40ZM81 206H78V204H77V202H76V204L75 205H67L65 208L67 209V210H69L70 211V215L69 216H72V214H71V212H74L75 213V215H76V213H84L87 209H89V211H91L90 209L92 208V203H91V208L90 207H87L84 211L82 210V211H80V208ZM99 207V208H100ZM105 207V206H104ZM111 207H110V209H111ZM123 207V206H122ZM121 207V208H122ZM137 207L138 206H136V209H137ZM144 207V206H143ZM157 207V206H156ZM155 207V208H156ZM186 208H187V206H185ZM227 207H228V205H227ZM248 207V206H247ZM257 207H259L258 205H257ZM55 208H56V206H55ZM55 208H54V210H55ZM85 208V207H84ZM103 208V207H102ZM101 208V209H102ZM124 208V207H123ZM122 208V209H123ZM134 208H135V205H134ZM145 208V207H144ZM147 208L148 207H146V210H147ZM158 208H159V206H158ZM165 208V207H164ZM167 208V207H166ZM202 208V209H203ZM213 208V207H212ZM224 208V207H223ZM244 208V207H243ZM243 208H241V209H243ZM246 208V207H245ZM264 208V207H263ZM4 209V208H3ZM11 209V208H10ZM13 209V208H12ZM15 209V208H14ZM30 209H32V208H30ZM29 209V210H30ZM101 209H100V211H101ZM109 209V208H108ZM116 209V208H115ZM120 209V208H119ZM138 209H140V207L138 208ZM138 209H137V211H138ZM143 209V208H142ZM189 209H191V208H189ZM194 209V208H193ZM198 209H200V208H198ZM205 209H206V207H205ZM207 209H208V207H207ZM220 209V208H219ZM228 209V208H227ZM229 209H230V207H229ZM228 209V210H229ZM238 209H240V208H238ZM237 209V210H238ZM15 210H17V209H15ZM22 210L24 211V208L22 207ZM29 210H27L28 212L27 213H29L30 214V212H29ZM33 210V209H32ZM34 210H36V208L34 209ZM58 210V209H57ZM95 210H96V208H95ZM157 210H159V209H157ZM169 210V209H168ZM173 210V209H172ZM187 210H188V208H187ZM232 210V209H231ZM245 210V209H244ZM252 210V209H251ZM257 210H258V208H257ZM6 211V210H5ZM37 211V210H36ZM35 211V212H36ZM56 211V210H55ZM54 211V212H55ZM97 211V210H96ZM96 211H94V212H96ZM107 211V210H106ZM121 211V210H120ZM133 211V210H132ZM132 211H130L131 212V215H132ZM136 211V210H135ZM148 211V210H147ZM156 211V210H155ZM155 211H153L154 213H155ZM165 211V210H164ZM177 211V209H175V212ZM178 211L180 212V210L178 209ZM177 211V212H178ZM192 211V210H191ZM195 211V210H194ZM206 211V210H205ZM208 211V210H207ZM220 211H223V210H221L220 209ZM225 211V210H224ZM230 211V210H229ZM239 211V210H238ZM246 211V210H245ZM247 211H249V210H247ZM261 211V210H260ZM7 212V211H6ZM5 212V213H6ZM11 212H13V210L11 211ZM34 211H32V213H33ZM64 212V211H63ZM92 212V211H91ZM90 212V215H92V213H94V212H92L91 213ZM104 212L105 211H103V213H102V215L104 216ZM161 212H163L162 210H161ZM166 212V211H165ZM171 212V211H170ZM184 212H186V211H184ZM200 212V211H199ZM202 213H203V211H201ZM211 212V211H210ZM226 212H228V211H226ZM240 212V211H239ZM243 212V211H242ZM241 212V213H242ZM253 212V211H252ZM256 212V211H255ZM255 212H253V214L255 213ZM258 212V211H257ZM262 212L263 211H261V214H262ZM14 214L16 213V212H13ZM26 213V214H27ZM113 213V212H112ZM117 213V212H116ZM115 213V214H116ZM124 213V212H123ZM135 213V212H134ZM142 213V212H141ZM154 213H153V215H154ZM173 212H171L170 214H172ZM183 213V212H182ZM190 213V212H189ZM202 213H201V218H199V219H202ZM208 213V212H207ZM212 213V212H211ZM210 213V214H211ZM231 213V211L229 212V214ZM241 213H240V215H241ZM259 213V212H258ZM2 214V213H1ZM12 214V213H11ZM13 214V215H14ZM26 214H25V218H27L26 217ZM29 214L27 215V216H29ZM67 214V213H66ZM66 214H64V215H66ZM97 214V213H96ZM95 214V215H96ZM119 215H121V213H118ZM140 214V213H139ZM155 214H157V212L155 213ZM167 214V213H166ZM178 214V213H177ZM194 214V213H193ZM193 214L191 215V216H193ZM206 214V212L203 214V215H205ZM219 214H220V212H219ZM222 214V213H221ZM236 214V213H235ZM234 214V215H235ZM245 214V213H244ZM260 214V213H259ZM54 214H51V212H50V214L48 213V212H45V211H42V209H41V211L38 213V220L39 221H42V224H43V221H45V220H48L49 218H53V220H58L57 218H55V215L53 216ZM74 215V214H73ZM146 216H147V212H146V214H145ZM162 215V214H161ZM223 215V214H222ZM238 215V214H237ZM262 215H264V214H262ZM68 216V217H69ZM77 216V215H76ZM75 216V217H76ZM79 216V215H78ZM83 216V215H82ZM88 216V215H87ZM116 216V215H115ZM128 216V215H127ZM167 216V215H166ZM173 216V215H172ZM197 216V215H196ZM217 216H219V215H217ZM224 217L222 218V219H227V218H225V216H227L226 214L225 215H223ZM236 216V215H235ZM247 216V215H246ZM255 216V215H254ZM9 217V216H8ZM13 217V216H12ZM24 217V216H23ZM23 217H21V216H19L18 215V219H17V221H18V223L21 225H24V226H28V225H30L31 223L30 222H28L26 219H24ZM34 217V216H33ZM84 217V216H83ZM97 217H99V214H97ZM111 217H113V216H111ZM119 217V216H118ZM121 217H123V214H122V216ZM137 217V216H136ZM135 217V218H136ZM165 217V216H164ZM163 217V218H164ZM170 217V216H169ZM186 217V216H185ZM184 217V218H185ZM207 217V216H206ZM228 217H229V215H228ZM237 217V216H236ZM251 217V216H250ZM256 217H257V220L258 219H260V218H258L259 216L258 215H256L255 216V218H254V220L256 221ZM263 217V216H262ZM29 218V217H28ZM65 218V217H64ZM93 218H95V217H93ZM115 218V217H114ZM152 218L153 219H155V220H152L153 221V223H155L154 221H157V219H156V217H154V216H152ZM161 218V216H159V219ZM172 220H174L175 218H176V216L174 217H170ZM169 218V219H170ZM192 218V217H191ZM220 218V217H219ZM238 218H239V216H238ZM246 218V217H245ZM249 218V217H248ZM247 218V219H248ZM10 219H12V218H9V220ZM30 219V218H29ZM28 219V220H29ZM68 219V218H67ZM80 219V218H79ZM91 219V218H90ZM98 219V218H97ZM112 219V218H111ZM116 219H118V218H116ZM123 219V218H122ZM126 219H127V217H126ZM137 219V218H136ZM135 219V220H136ZM151 219V218H150ZM168 219V218H167ZM190 219V218H189ZM194 219V218H193ZM192 219V220H193ZM213 219V218H212ZM221 219V220H222ZM241 219V218H240ZM250 219H252V218H250ZM3 220H4V218H3ZM87 220H89V219H87ZM92 220V219H91ZM93 220H96V219H93ZM98 220H100V219H98ZM107 220V219H106ZM113 220V219H112ZM118 220H120V219H118ZM134 220V219H133ZM138 220V219H137ZM141 220H142V218H141ZM160 220H162V219H160ZM186 220V219H185ZM190 221V223L191 222H193V221ZM207 220V219H206ZM205 220V221H206ZM235 220V219H234ZM249 220V219H248ZM247 220V221H248ZM11 221V220H10ZM15 221V220H14ZM31 221V220H30ZM49 221H51V220H49ZM78 221V220H77ZM83 221V220H82ZM101 221V220H100ZM114 221V220H113ZM112 221V222H113ZM131 221H132V219H131ZM159 221V220H158ZM164 221H166V219L165 220H163V222ZM169 221H171V220H169ZM175 221V220H174ZM209 221V220H208ZM213 221H214V219H213ZM212 221V222H213ZM215 221H218V220H216V218H215ZM243 221V220H242ZM251 221V220H250ZM252 221H253V219H252ZM255 221H253V223L255 222ZM261 221H263V223H264V218H263V220H261ZM12 222L13 221H11V224H12ZM36 222H38L37 220H36ZM67 222H69V221H67ZM89 222H90V220H89ZM127 222V221H126ZM135 222V221H134ZM163 222H161V223H163ZM185 222H188L187 220L185 221ZM195 222V221H194ZM199 222V221H198ZM202 222V221H201ZM237 222V221H236ZM245 221H243V222H241V224L242 223H244ZM14 223V222H13ZM47 223V222H46ZM61 223H64V221H61ZM70 223V222H69ZM68 223V224H69ZM139 223H141V222H138V224ZM158 223V225H159V223H160V221L159 222H157ZM167 223H169V222H167ZM189 223V222H188ZM187 224V225H185V227H188L189 225H191V224ZM225 223V222H224ZM223 223V224H224ZM248 223H250V222H248ZM252 223V222H251ZM259 224H261V222H258ZM3 224V223H2ZM48 224V223H47ZM68 224H67V226H68ZM75 224V223H74ZM83 224V223H82ZM88 224H90V223H88ZM97 224V223H96ZM100 224V223H99ZM99 224H97V226L98 227H101V226H99ZM103 224H105V223H103ZM111 224H113V223H111ZM129 224V223H128ZM134 224V223H133ZM142 224V223H141ZM147 224H148V222H147ZM165 224V223H164ZM181 224H182V222H181ZM211 224V223H210ZM217 224V223H216ZM219 224V223H218ZM222 224V225H223ZM228 224V223H227ZM230 224H232V223H229V225ZM245 224V223H244ZM244 224H243V227H244ZM259 224H257V226L259 225ZM1 225V224H0ZM14 225V224H13ZM33 225V224H32ZM31 225V226H32ZM41 225V224H40ZM78 225V224H77ZM80 225V224H79ZM79 225H78V227H79ZM94 226H96L95 224H93ZM101 225V224H100ZM107 225V224H106ZM122 225V224H121ZM136 226H137V224H135ZM145 224H143L142 226H144ZM166 225V224H165ZM168 225V224H167ZM184 225V224H183ZM182 225V226H183ZM193 225H194V223H193ZM235 225V224H234ZM237 223H236V228H237ZM240 225V224H239ZM35 226V225H34ZM33 226V227H34ZM48 226V225H47ZM67 226H65V227H67ZM70 224H69V226H68V229L70 228ZM87 226V225H86ZM89 226V225H88ZM93 226V227H94ZM129 226V225H128ZM139 226V225H138ZM142 226H141V228H142ZM147 226V225H146ZM164 226V225H163ZM169 226V225H168ZM168 226H166V227H168ZM192 226V225H191ZM200 226V225H199ZM220 226H221V224H220ZM242 226V225H241ZM248 226H250V225H248ZM264 226V225H263ZM262 226V227H263ZM33 227H31V229H33ZM46 227V226H45ZM84 227V226H83ZM90 227V226H89ZM98 227H97V231H98ZM121 226H119V228H120ZM126 227V226H125ZM124 227V228H125ZM151 228L152 227H154V226H150ZM149 227V228H150ZM194 227H196V226H194ZM202 227V226H201ZM223 227V226H222ZM226 227V226H225ZM225 227H223V228H225ZM243 227H242V229H243ZM261 227V226H260ZM4 228V227H3ZM105 228V227H104ZM116 228V227H115ZM140 228V227H139ZM160 228H162V227H160ZM165 228V227H164ZM174 229H175V227H173ZM181 228H183V227H181L180 226V229ZM190 226H189V230H190ZM197 228H198V226H197ZM203 228V227H202ZM238 228H239V226H238ZM237 228V229H238ZM241 228V227H240ZM240 228H239V230H240ZM246 228V227H245ZM8 229H10V227L8 228ZM11 229H13V227H11ZM56 229V228H55ZM58 229V228H57ZM61 229H63V228H61ZM85 229V228H84ZM88 229V228H87ZM100 229H103V228H100ZM99 229V230H100ZM108 229V228H107ZM123 229V228H122ZM138 229V228H137ZM165 229H167V228H165ZM186 229V228H185ZM184 229V230H185ZM193 229V228H192ZM196 229V228H195ZM200 229V228H199ZM206 229V228H205ZM204 229V230H205ZM208 229V228H207ZM218 229V228H217ZM226 229V228H225ZM232 228H230L229 230H231ZM252 229H254L253 228V226H252ZM18 230H19V228H18ZM77 230H79V229H77ZM82 230V229H81ZM89 230H90V228H89ZM92 230H93V228H91V231L90 232H92ZM139 230V229H138ZM142 230V229H141ZM146 230V229H145ZM162 230H163V228H162ZM173 230V229H172ZM182 230V229H181ZM180 230V231H181ZM203 230V229H202ZM216 230V229H215ZM219 230V229H218ZM224 230V229H223ZM232 230H234V229H232ZM238 230V231H239ZM256 230V229H255ZM3 231H4V229H3ZM6 231V230H5ZM22 231V230H21ZM31 231V230H30ZM61 231H63V230H61ZM66 231H67V229H66ZM80 231V230H79ZM86 230H84L83 232H85ZM105 231H107V230H105ZM114 231H115V229H114ZM119 231V230H118ZM120 231H122V230H120ZM126 231V230H125ZM148 231V230H147ZM151 231V230H150ZM154 231V230H153ZM159 231V230H158ZM187 231V230H186ZM192 231V230H191ZM195 230L193 229V231L192 232H194ZM228 231V230H227ZM227 231L225 230V235L226 234H229V235H227V236H230V233H227ZM261 231V230H260ZM11 232V231H10ZM15 232H16V230H15ZM14 232V233H15ZM23 232H24V230H23ZM28 232V231H27ZM32 232V231H31ZM74 232V231H73ZM83 232H82V241H83V237L85 236V234H84V236H83ZM87 233H88V231H86ZM130 232V231H129ZM135 232H136V234H138L137 233V231H136V229H135ZM139 232V231H138ZM145 232V231H144ZM156 232H157V230H156ZM173 232V231H172ZM182 232H183V230H182ZM188 232H190V231H188ZM210 232H212V231H210ZM220 233V230L219 231H217V233ZM229 232V231H228ZM232 232V231H231ZM263 232V231H262ZM2 233H4V232H2ZM17 233V232H16ZM39 233V232H38ZM61 233V232H60ZM63 233V232H62ZM113 233V232H112ZM112 233H109V234H112ZM117 233V232H116ZM123 233H125V232H123ZM131 233H133L132 231L130 232V234ZM143 233V232H142ZM145 233H147V232H145ZM174 233V232H173ZM241 232L239 231V234H240ZM248 233H250V232H248ZM255 233V232H254ZM259 233V232H258ZM258 233H255V234H258ZM261 233V232H260ZM20 234V233H19ZM30 234V233H29ZM40 234H41V232H40ZM50 234H52V233H50ZM54 234V233H53ZM56 234L57 233H55L54 235L56 236ZM75 234H76V232H75ZM78 234H79V232H78ZM91 234H93V233H91ZM91 234H90V236H91ZM99 233H97V235H98ZM102 234H103V232H102ZM109 234H108V236H109ZM127 234V233H126ZM134 234V233H133ZM148 234H149V231H148ZM175 234V233H174ZM181 234V233H180ZM183 234H184V232H183ZM214 234H215V232H214ZM232 234H234L235 235V232L233 231L232 232ZM236 234H238L237 232H236ZM243 234H245L244 232H243ZM251 234V233H250ZM249 234V235H250ZM263 234V233H262ZM262 234H258V236L259 235H262ZM37 235H39V234H37ZM42 235H44V232H43V234ZM45 235L47 236V240H48V236H49V234L47 235L46 234V231H45ZM59 235V234H58ZM60 235H62V234H60ZM64 235V234H63ZM67 235H70V234H67ZM104 235V234H103ZM107 235V234H106ZM106 235H104V237L106 236ZM114 235V237H115V235L116 234H113ZM119 235H120V232H118V239L120 238L119 237ZM129 235V234H128ZM166 235V234H165ZM173 235V234H172ZM177 235V234H176ZM185 235L186 234H184V235H182V236H184L185 237ZM200 235H204V234H200ZM211 235V234H210ZM222 235V234H221ZM3 236V235H2ZM23 236V235H22ZM36 236V235H35ZM41 236V235H40ZM46 236H44V238L46 237ZM71 236V235H70ZM76 236H78L77 234H76ZM76 236H75V238H76ZM88 236V235H87ZM86 236V237H87ZM93 236V235H92ZM92 236L91 237H88L89 239L91 238L92 239ZM94 236H96V234L94 235ZM107 236V237H108ZM123 236V235H122ZM138 236V235H137ZM150 236V235H149ZM159 236H161V235H159ZM174 236V235H173ZM187 236H189V235H187ZM205 236V235H204ZM203 236V237H204ZM209 236V235H208ZM223 236V235H222ZM222 236H221V239H222ZM12 237H13V235L9 238L10 240H12ZM20 237V236H19ZM28 238H29V236H27ZM33 237H34V235H33ZM42 237V236H41ZM54 238L53 236H51L50 235V238ZM59 237V236H58ZM57 237V238H58ZM61 237V236H60ZM74 237V236H73ZM80 237V236H79ZM85 237V238H86ZM98 237V236H97ZM127 237V236H126ZM125 237V238H126ZM147 237V236H146ZM162 237V236H161ZM164 237V236H163ZM175 237V236H174ZM178 237H180V235L178 234ZM189 237H192V236H189ZM263 237V240H264V235L262 236ZM261 237V238H262ZM38 238V237H37ZM40 238V237H39ZM51 238V239H52ZM62 238V237H61ZM64 238H66V237H64ZM75 238H74V240H75ZM96 238V237H95ZM99 238H101L100 239V241H101V243L103 242V241H105L104 239H102L103 237H101V235H100V237ZM129 238H132V239H130L131 240V244L133 245V238L135 239V236L134 237H132V236H130ZM139 238V237H138ZM142 238H144L145 239V237H143L142 236ZM150 238V237H149ZM159 238V237H158ZM157 238V239H158ZM167 238H169V235H168V237ZM166 238V239H167ZM172 238L173 237H171V240H172ZM182 238V237H181ZM208 239H209V237H207ZM219 238V237H218ZM225 238V237H224ZM226 238H230V237H226ZM245 238V237H244ZM254 238V237H253ZM256 238H257V235H256ZM5 240V239H3V240H5L6 242H8V243H11V241L10 240ZM46 239V238H45ZM105 239H106V237H105ZM148 239V238H147ZM152 239V238H151ZM156 238L154 239V240H157ZM163 239V238H162ZM174 239H176V238H174ZM180 239V238H179ZM196 239V238H195ZM198 239H199V237H198ZM201 239V238H200ZM203 239V238H202ZM212 240H213V238H211ZM211 239H209L210 240V242L212 241ZM216 239V238H215ZM246 239H247V236H246ZM245 239V240H246ZM13 240H14V238H13ZM12 240V241H13ZM36 240V239H35ZM35 240H34V242H35ZM59 240V239H58ZM68 240H70L69 238H68ZM77 240V239H76ZM75 240V242H77L75 245H78V243L81 241V239H80V241L78 242V241H76ZM79 240V239H78ZM103 240V241H102ZM111 240V239H110ZM120 240V239H119ZM124 240V239H123ZM143 240V239H142ZM153 240V239H152ZM159 240V239H158ZM157 240V241H158ZM206 240V239H205ZM219 240V239H218ZM223 240V239H222ZM221 240V241H222ZM228 240H230V239H228ZM233 240V239H232ZM238 239H236V241H237ZM251 240V239H250ZM255 240V239H254ZM41 241H42V239H41ZM49 241V240H48ZM65 241V240H64ZM71 241V240H70ZM73 241V240H72ZM81 241V242H82ZM84 241H85V239H84ZM86 241H88V239H86ZM89 241H91L92 242V240H89ZM107 241V240H106ZM112 241V240H111ZM110 241V242H111ZM117 241V240H116ZM120 241H122V240H120ZM135 242H136V240H134ZM144 241V240H143ZM167 241V240H166ZM176 241H178V240H176ZM176 241H175V244H174V246L173 245H171L172 247H175L176 246ZM202 241V240H201ZM200 241V242H201ZM256 241V240H255ZM258 241H260V239L258 240ZM28 242V241H27ZM44 244L46 243V242H44V241H42ZM68 242V241H67ZM74 242V243H75ZM129 242V241H128ZM128 242H126V243H128ZM154 242V241H153ZM188 242V241H187ZM190 243H191V239H190V241H189ZM196 242V241H195ZM203 242V241H202ZM210 242H209V244H210ZM213 242V241H212ZM217 242V241H216ZM220 242V241H219ZM218 242V243H219ZM222 242H224V241H222ZM221 242V243H222ZM226 242V241H225ZM224 242V243H225ZM232 242V241H231ZM234 242V241H233ZM238 242V241H237ZM247 242H249V240L247 241ZM257 242V241H256ZM261 242V241H260ZM260 242H258V243H260ZM38 243H39V241H38ZM43 243H41L40 242V244H38V245H44ZM66 243V242H65ZM107 243V242H106ZM106 243L104 242V244L106 245ZM130 243V242H129ZM155 243V242H154ZM160 243V242H159ZM162 243V242H161ZM164 243V242H163ZM170 242H168L167 244H169ZM186 243V242H185ZM194 243V242H193ZM206 243V242H205ZM215 242H213L212 244H214ZM229 242L227 241V244H228ZM234 243H236V242H234ZM242 242H240V245L242 246L243 244H241ZM257 243V244H258ZM262 243V242H261ZM260 243V244H261ZM6 244V243H5ZM17 244H18V242H17ZM17 244H15V245H17ZM19 244H20V242H19ZM31 244H32V241H31ZM80 244V243H79ZM84 244H85V242H84ZM97 244V243H96ZM103 244V245H104ZM131 244H128V245H130L129 247H132V245ZM145 244V243H144ZM144 244H143V242H142V245L144 246ZM156 244V243H155ZM167 244H162L161 246L163 247V246H168ZM177 244H178V242H177ZM187 244H189V243H187ZM198 244H199V242H198ZM208 244V243H207ZM207 244H204V245H207ZM247 244V243H246ZM1 245V244H0ZM28 245H30V244H28ZM28 245H26V247L28 246ZM74 245V246H75ZM82 245V244H81ZM86 245H89V244H86ZM86 245H85V247H86ZM90 245H91V243H90ZM89 245V247H91ZM93 246H94V244H92ZM102 245V244H101ZM104 245V246H105ZM107 245H109L108 243H107ZM136 245V244H135ZM147 245V244H146ZM159 245V244H158ZM190 245V244H189ZM197 244H194V246H196ZM203 245V246H204ZM215 245H217L218 246V244H215ZM229 245H231V243L229 244ZM239 245V244H238ZM252 245H253V242H252ZM264 245V244H263ZM3 246V245H2ZM18 246V245H17ZM19 246H21V245H19ZM39 246V247H40ZM74 246H73V248H74ZM92 246V247H93ZM125 246V245H124ZM120 247L121 249H123V248H125V247ZM134 246V245H133ZM149 246H153V244H151V245H149ZM193 246V247H194ZM202 246V245H201ZM234 246V245H233ZM232 246V247H233ZM236 246V245H235ZM241 246H239L238 248H239V250H240V247ZM247 246V245H246ZM249 246V245H248ZM254 246H255V244H254ZM259 246V245H258ZM34 247V246H33ZM45 248L47 247V246H44ZM60 247V246H59ZM76 247L77 246H75V249H76ZM80 247V246H79ZM84 247V246H83ZM88 247V246H87ZM88 247V248H89ZM103 247V246H102ZM108 247V246H107ZM126 247H127V245H126ZM135 247V246H134ZM148 247V246H147ZM147 247H143L144 249L145 248H147ZM154 247V246H153ZM158 247H160V246H158ZM187 248L188 247H190V246H186ZM191 247H192V245H191ZM190 247V248H191ZM207 247V246H206ZM208 247H211V245L209 246L208 245ZM253 247V246H252ZM15 248V247H14ZM13 248V249H14ZM18 248V247H17ZM37 248V247H36ZM50 248V247H49ZM81 248V247H80ZM94 248V247H93ZM150 249H151V247H149ZM149 248H148V252L149 251H151V250H149ZM166 248V247H165ZM167 248H169V247H167ZM171 248V247H170ZM187 248H186V252L188 251L187 250ZM189 248V249H190ZM201 248V247H200ZM204 248H205V246H204ZM203 248V249H204ZM249 248V247H248ZM255 248V247H254ZM256 248H258V247H256ZM60 249V248H59ZM72 249V248H71ZM90 249V248H89ZM128 249H130V248H128ZM142 248H140V250H141ZM159 249V248H158ZM157 249V250H158ZM194 249H195V247H194ZM224 249V248H223ZM244 249H246V248H244ZM250 249V248H249ZM249 249H248V251H249ZM251 249H253V248H251ZM17 250V249H16ZM22 249L20 248V251H21ZM24 250H25V248H24ZM42 250V249H41ZM114 250V249H113ZM112 250V251H113ZM118 250V249H117ZM131 250H132V248H131ZM156 250V249H155ZM182 250V249H181ZM197 250V249H196ZM209 250V249H208ZM242 250H243V248H242ZM242 250H240L241 252L240 253H242ZM255 250V249H254ZM260 250H262V249H260ZM14 251H15V249H14ZM23 251V250H22ZM44 251V250H43ZM65 251V250H64ZM86 251H87V249H86ZM95 251H98V250H94V252ZM104 251V250H103ZM119 251V250H118ZM130 251V250H129ZM133 251V250H132ZM142 251H143V249H142ZM145 251V250H144ZM166 252H168L169 250H165ZM164 251V253H166ZM170 251H172V250H170ZM177 251H178V249H177ZM195 251V250H194ZM193 251V252H194ZM220 251H222V250H220ZM231 251V250H230ZM264 251V250H263ZM263 251H260V252H262V253H264ZM17 252V251H16ZM46 252H48V251H46ZM53 252V251H52ZM56 252V251H55ZM63 252V251H62ZM66 252V254H67V252L68 251H65ZM80 252V251H79ZM78 252V253H79ZM83 252H85V251H83ZM88 252V251H87ZM90 252H93V251H89V253ZM94 252L92 253V254H94ZM102 252V251H101ZM101 252H98L97 253V255L98 254H100ZM107 252V251H106ZM114 252V251H113ZM122 252V251H121ZM153 252V251H152ZM175 252V251H174ZM196 252V251H195ZM256 252V251H255ZM254 252V253H255ZM24 253V252H23ZM103 253V252H102ZM100 254V256H104L103 254ZM104 253H105V251H104ZM108 253V252H107ZM115 253V252H114ZM157 253H159V252H157ZM170 253H172V252H170ZM182 254V256H183V251L181 252ZM197 253V252H196ZM195 253V254H196ZM214 253V252H213ZM221 253V252H220ZM236 253V252H235ZM244 253V257H245V254L247 253V250H246V253L245 252H243ZM253 253V255L255 256V254ZM21 254V253H20ZM43 254H44V252H43ZM47 254V253H46ZM48 254H52V253H50V252H48ZM65 254V253H64ZM71 254V253H70ZM72 254L74 255V254H76V253H74V250H73V252H72ZM71 254V255H72ZM82 254V253H81ZM91 254V257L93 256ZM96 254V253H95ZM95 254H94V256H95ZM135 254V253H134ZM134 254H133V256H134ZM137 254V253H136ZM147 253L145 252V255H146ZM162 254V253H161ZM167 254V253H166ZM186 254H189V253H186ZM234 254V253H233ZM22 255V254H21ZM68 255V254H67ZM85 255V254H84ZM87 256L89 255L88 253L86 254ZM112 255H113V253H112ZM122 255V254H121ZM143 255H144V253H143ZM143 255H138V256H143ZM144 255V256H145ZM152 256L154 255V254H151ZM150 255V258H149V261H150V259H151V256ZM160 255V254H159ZM164 255V254H163ZM163 255H160V256H163ZM170 255V254H169ZM207 255V254H206ZM215 255V254H214ZM231 255V254H230ZM247 255H248V253H247ZM262 255H264V254H262ZM2 257L1 258H4L3 257V255H1ZM19 256V255H18ZM24 256H26V255H24ZM28 256V255H27ZM41 256H43V255H41ZM44 256H45V254H44ZM51 256V255H50ZM49 256V257H50ZM54 256H56V254H54ZM53 256V257H54ZM63 256V255H62ZM77 256V255H76ZM99 256V257H100ZM106 256V255H105ZM104 256V258H106ZM118 256V255H117ZM120 256V255H119ZM138 256H136L135 258H137ZM165 256V255H164ZM167 256H168V254H167ZM186 256V255H185ZM192 256H194V255H192ZM212 256V255H211ZM233 256V255H232ZM238 256H239V254H238ZM240 256H241V254H240ZM257 256V255H256ZM260 256V255H259ZM6 257H8V256H6ZM14 257H17V256H14ZM39 257V256H38ZM57 257V256H56ZM68 257H69V255H68ZM78 257V256H77ZM76 257V258H77ZM83 258H84V256H82ZM111 257V256H110ZM125 257V256H124ZM149 257V256H148ZM184 257V256H183ZM182 257V258H183ZM190 257V256H189ZM195 257V256H194ZM216 256H214L213 258H215ZM220 258H221V256H219ZM223 257V256H222ZM248 257H251L250 255H248ZM258 257V256H257ZM263 257V256H262ZM18 258V257H17ZM22 258H24V257H22ZM26 258V257H25ZM24 258V259H25ZM35 258V257H34ZM76 258H74L75 260H76ZM83 258L81 259V260H83ZM89 258V257H88ZM93 258V257H92ZM96 258V257H95ZM101 258V257H100ZM100 258H97V261H99V259ZM108 258H109V256H108ZM111 258H114V256L113 257H111ZM144 258V257H143ZM168 258V257H167ZM178 258H180V257H178ZM201 258V257H200ZM204 258H206V256L204 257ZM211 258V257H210ZM225 260L228 258H225V257H223ZM252 258V257H251ZM5 259V258H4ZM3 259V260H4ZM27 259V258H26ZM38 259V258H37ZM46 259V258H45ZM45 259H43V260H45ZM51 259H52V257H51ZM57 259V258H56ZM73 259V260H74ZM87 259V258H86ZM86 259H84V260H86ZM131 259H133V258H131ZM140 260L142 259V258H139ZM148 259V258H147ZM165 259V258H164ZM170 259H172L171 257H170ZM189 260L191 259V258H188ZM229 259V258H228ZM235 259V258H234ZM236 259H238V258H236ZM243 259V258H242ZM2 260V262H6V260H4L3 261ZM8 260H10V259H8ZM11 260H12V258H11ZM10 260V261H11ZM36 260V259H35ZM72 260V259H71ZM80 260V258L78 259L77 258V261H79ZM105 260L106 259H104V261H102L101 259H100V261L99 262H101L102 261V263L103 262H105ZM111 260V259H110ZM109 260V261H110ZM119 260H121V259H119ZM134 260V259H133ZM138 260V259H137ZM139 260V261H140ZM144 260V259H143ZM146 260V259H145ZM144 260V261H145ZM160 260H161V258H160ZM169 260V259H168ZM196 260V259H195ZM204 260V259H203ZM215 260V259H214ZM214 260L212 261V262H214ZM248 260V259H247ZM249 260H253V259H249ZM261 260V259H260ZM25 261H27V260H25ZM32 262L34 261V260H31ZM30 261V263L29 264H31L32 262ZM37 261V260H36ZM39 262H41L42 261V258H41V261L40 260H38ZM52 261V260H51ZM69 261V260H68ZM77 261H76V263H77ZM96 261V260H95ZM94 261V262H95ZM127 261V260H126ZM131 261V260H130ZM138 261V262H139ZM142 261V260H141ZM147 261V260H146ZM186 261V260H185ZM191 261V260H190ZM200 261H202V259L200 260ZM209 261V260H208ZM207 261V262H208ZM220 261V260H219ZM226 261H228V260H226ZM47 262V261H46ZM49 262V261H48ZM60 262V261H59ZM73 262V261H72ZM134 262V261H133ZM157 262V261H156ZM155 262V263H156ZM160 262V261H159ZM164 262H167V261H164ZM171 262H173V261H171ZM170 262V263H171ZM181 262V261H180ZM202 262H205V261H202ZM230 262V261H229ZM253 262V261H252ZM261 262V261H260ZM11 263H12V261H11ZM10 263V264H11ZM27 263V264H28ZM35 263V262H34ZM33 263V264H34ZM69 263H71V262H69ZM75 263V264H76ZM90 263H92V261H90ZM95 263H98V262H95ZM112 263V262H111ZM125 264V263H122V261H120L119 262V264ZM129 263V262H128ZM137 263V262H136ZM148 263V262H147ZM151 263V262H150ZM170 263H168V264H170ZM191 263V262H190ZM189 263V264H190ZM226 263V262H225ZM236 263V262H235ZM241 263H244V262H242L241 261ZM251 263V262H250ZM15 264V263H14ZM21 264V263H20ZM36 264V263H35ZM71 264H73V263H71ZM83 264V263H82ZM110 264V263H109ZM118 264V263H117ZM135 264V263H134ZM154 264V263H153ZM164 264V263H163ZM180 264H182V262L180 263ZM188 264V263H187ZM199 264H201V262L199 263ZM205 264V263H204ZM217 264H219V263H217ZM246 264V263H245ZM256 264V263H255ZM262 264V263H261Z\"/></svg>",
  "mask_w": 264,
  "mask_h": 264
}]
</instances>
